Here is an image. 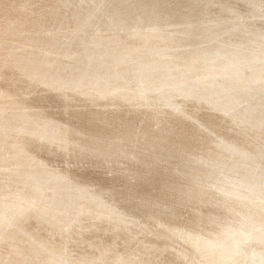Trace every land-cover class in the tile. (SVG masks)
<instances>
[{"label": "rangeland", "instance_id": "374dc122", "mask_svg": "<svg viewBox=\"0 0 264 264\" xmlns=\"http://www.w3.org/2000/svg\"><path fill=\"white\" fill-rule=\"evenodd\" d=\"M58 14H60V15L58 16ZM62 14L64 16H62ZM72 14L76 17H74ZM86 14H87V16L90 14L88 16L89 18L84 16ZM108 14H110V15H108ZM113 14H114V16H113ZM134 14L135 15L137 14L136 16L138 17V19ZM190 14H194V15H190ZM196 14H198V15H196ZM216 14H218L221 17H219ZM230 14H232V15H230ZM247 14L249 15V17ZM263 14H264V0H88V1L87 0L86 1L85 0H25V1L24 0H0V84H2V85H0V107H1L0 108V132H2L0 134V141L1 142L3 141L2 143H4V144H2L0 142V144H1L0 146H2V147H0V153H1L0 154L1 155L0 156V182H1L0 186H2V184H4L1 187L2 190L0 189V193L2 192L0 195H3L7 189H8L7 191L13 190L14 192L17 193V196L19 194H21V200H23L22 202L25 201V203H28V201L32 200V198H33L32 196L37 194L38 190H39V192H43V190L45 192L46 191H52V189L55 190L53 187L56 188L57 186L60 187L61 185L62 186L65 185L66 189H67L66 190L67 191L66 196L69 199L72 197L73 190L75 189V186H72V184H73L72 180L74 179V180L78 181L77 180L78 178L75 176L77 173L76 171H78V173H80V174L88 173L87 174L88 176L87 175L86 176L77 175L79 177V179L82 181V182H80L81 185H84V186L87 185L91 179V182L89 184H90V186L92 185V187H96L99 190H102V189L108 190V188L110 186V188L116 190L112 194L110 199L107 200V201H109V203H108V205L106 204V206H107L106 209L109 213H113L112 210H115L114 212H116L118 210L117 209L118 207L119 208L123 207L124 209H128L129 211H134V209L138 208V207H141V208L144 207L145 210H148V209L150 210V208L152 210L153 207L154 208L158 207L157 209L156 208L153 209L154 212L156 211V213H158L157 212L158 210L163 211V209H165L167 206L168 210H169V208H170V210L171 209L173 210V208H174V211H173L174 213L172 212L171 214H169L168 215L169 217L168 216H165V217L163 216V218L161 217L162 219H159L156 224H161V223L163 224V223H165V221L170 222L169 223L170 225H171V222L175 223V224H181V225L186 223V225L189 224V226L199 225V229L201 231L204 230V232H206L205 230L207 229L208 232L213 231L214 233H216V232H220L222 230V228L224 227V225H226V221L228 219L227 216H230L231 213H234L233 216L234 217L237 216V218L239 219V222L242 219V222L239 223L241 226L247 227V229L253 228L254 226H255L254 228L258 227L259 223L260 222L263 223V221H264V220L262 221V219H264V209H260L261 206H258L257 209H259L262 212L261 215H258V213L260 214L259 210L255 209V208H250L251 211L248 210V212L252 213V210L255 209V210H257L258 213L255 211L257 214H254L255 213L254 210H253V214L247 213V216L248 215H250V216L254 215V218H253V216H251L252 220L250 219V217H248V219H247V217L244 218V216H245L244 213L246 211L244 213H243V211H241V213H240V210H239V212L238 211L235 212L238 208L237 207L238 204L234 205V202L236 200L232 199V197L237 199L235 204L239 203V202L241 203L243 201H244L243 203H246V204L247 203L251 204V203H255V201L256 202L259 201L256 204H260V205H262L260 203V201L262 200V198H264L263 196H260V195H264V191L262 192V190H264V188H263L264 187V178H261L264 176H261V177L258 176L259 178L256 176L258 179L255 176H253L257 179L256 180L251 175L253 173L249 172L246 169V163L248 160H250L248 162L249 163L251 162V164H252V162H254V164H252V165L257 166L256 168L258 170H261L260 172L264 171V168H263L264 164H260V161L262 162L264 160L263 159L264 158V155H263L264 154L263 153L264 152V145L262 144L264 142V141L262 142V140H264V136H263L264 135V133H263L264 132V128H263L264 127V106H262V104L264 105V102H262L260 104V107H261V109L263 108V110H261L260 107H258L259 104H257V101H259L260 98H262V96H264L263 95L264 84H262V83H264V50H263L264 49L263 48L264 47V45H263L264 44L263 43L264 42V34H262V33H264V31H262V30H264V15ZM99 15L101 17H99ZM131 15H132V18H131ZM202 15H204L205 17ZM223 15H225V16H223ZM227 15H229V16H227ZM65 16H66V18H64ZM97 16L99 17L98 18L99 20L97 19ZM111 16H113V17H111ZM119 16L123 17L122 18L123 21L121 20V18ZM154 16H155V19H154ZM192 16L194 18H196L197 21ZM214 16H217V18L215 19ZM246 16H247V19H246ZM170 17H172V18L170 19ZM207 17L209 19H207ZM211 17H212V21L210 20ZM260 17L262 18V20ZM14 18H15V20H14ZM67 18H68V20L71 18H73V19L69 20V22H68L67 20H65ZM104 18L107 20H105ZM223 18H224V20H223ZM94 19H96V20H94ZM100 19L101 20L103 19L102 21L104 23H106V26ZM108 19H110V20H108ZM149 19H150V21H149ZM166 19H168V20H166ZM181 19H182V21L183 20L184 21L182 22ZM233 19H237V20L233 21ZM242 19H244V21H242ZM104 20L107 22H105ZM117 20H118V22H117ZM188 20H189V22H188ZM207 20H208V22H206ZM216 20H217V22H216ZM2 21H3V23H2ZM95 21H96V23H94ZM119 21L121 24L119 23ZM190 21H192V22L190 23ZM224 21H226V22L223 23ZM13 22H15V23H13ZM77 22H79V23H77ZM112 22L114 24H116V26L113 25ZM129 22H131V23H129ZM147 22H148V24H147ZM227 22H228V24H227ZM99 23H101L103 25H100ZM108 23H110V24L112 23L111 25L113 28L110 27L111 25ZM122 23H123V25H122ZM182 23H184V24H182ZM212 23H214V24H212ZM142 24H144V25H142ZM15 25H16V27H15ZM97 25H98V27H96ZM125 25L129 26V28H127V26H125ZM132 25H134L135 27ZM136 25H139V26H136ZM189 25H191L192 27ZM209 25H210V27H209ZM218 25H219V27H218V29H216ZM25 27H26V29H25ZM116 27H118V28H116ZM130 27L132 30L130 29ZM140 28H142V29H140ZM201 28H204V29H201ZM233 28H235V29H233ZM236 28H238V29H236ZM100 29H102V30H100ZM114 29L118 33L114 32ZM194 29H196V30H194ZM241 29L243 30V32ZM124 30H125V32H124L125 34L123 33ZM186 30H187V32H186ZM191 30H192V32H191ZM210 30H212V31H210ZM250 30H252V31H250ZM79 31H81V32H79ZM138 31H139V33H137ZM202 31H204V32H202ZM227 31H229V32L227 33ZM261 31H262V33H261ZM120 32H122V33H120ZM131 32H132V34H131ZM183 32L185 34H187V33L188 34L185 36V35H183L184 34ZM205 32H207L209 35H207V33H205ZM90 34H91V36H90ZM93 34H94V36H93ZM106 34L108 36V39H107ZM110 34L112 36L114 35L113 36L114 38ZM116 34H117L118 38L116 37ZM120 34H121L120 37L123 40L120 39V37H119ZM133 34H134V36H133ZM234 34L238 35V36L240 35V37L234 36ZM103 35H105V37H102ZM125 35H127L126 38L124 37ZM201 35H203V36H201ZM209 36L212 40L209 38ZM213 36H215V37H213ZM217 36H218V38H217ZM261 36L263 37V39L261 38ZM20 37H22V38H20ZM58 37L60 39H58ZM94 37H96L97 40L94 39ZM100 37H101V39H100ZM127 37H129L131 39H129ZM9 38H11V39H9ZM61 38L63 41L61 40ZM244 38H245V40H244ZM186 39H187V41H185ZM202 39H205V40H202ZM59 40H61V41H59ZM86 40H87V42H84ZM102 40H103V42H102ZM124 40H125V42H124ZM128 40L130 42L132 41V43H130ZM194 40H197L198 42L194 41ZM214 40H215V42H213ZM71 41L72 42L74 41L76 44L72 43ZM126 41H127V43H126ZM200 41H201V44H200ZM216 41H218V42H216ZM104 42L105 43L107 42L106 46H105ZM116 42H118V43H116ZM178 42H180V43H178ZM225 42H226V44H225ZM229 42H230V44H229ZM189 43H191V44H189ZM245 43H247V44H245ZM256 43H258V44H256ZM52 44H53V46H52ZM72 44H74V45H72ZM109 44L110 45L112 44V45L110 46ZM127 44H129V45H127ZM214 44L217 46H215ZM218 44L220 46L222 44H224V45L221 46L222 48H220V46ZM12 45H13V48H12ZM113 45H114V47H113ZM120 45H122V46L120 47ZM185 45H186V47H185ZM204 45H206L205 46L206 48L203 47ZM210 45H212V47ZM243 45H244V47H242ZM50 47L52 48V50ZM95 47H97V48H95ZM164 47L166 50L164 49ZM236 47L238 50L236 49ZM249 47H250V49H249ZM64 48H65V50H64ZM113 48H115L116 50ZM207 48L209 50H207ZM218 48H220L219 50H220L221 54L219 53V50H216ZM245 48L249 49V54L251 56L248 54V49L246 50ZM39 49H42V50H39ZM56 49H57V51H56ZM197 49H198V51L200 50V52H198ZM252 49H254V50H252ZM58 50H61V51H58ZM204 50H206V51H204ZM231 50H233V52H231ZM240 50H242L243 52L242 51L240 52ZM51 51H52V53H54L55 51L56 52H55V54H52V53H50ZM114 51H115V53H114ZM202 51H204V52H202ZM206 52H207V54H205ZM209 52H210V54H209ZM250 52H252V53H250ZM57 53H58V55H57ZM196 53H198V54H196ZM237 53H239V54H237ZM244 53H246V54H244ZM167 54H169V55H167ZM224 54H226V55H224ZM240 54H241V56H240ZM68 55L70 57H67ZM216 55L217 56L219 55L220 57L219 56L216 57ZM237 55H239L240 58H238L239 56H237ZM41 56H42V58H41ZM46 56H47V58H46ZM221 56H222V58H221ZM38 57H40V58H38ZM215 57H216V61L218 63L215 62V60H214ZM242 57H244V58H242ZM43 58H45V59H43ZM51 58H53V59H51ZM57 58H59V59H57ZM70 58H72V59H70ZM207 58L208 59L211 58V60L210 59L208 60ZM82 60H85V61H82ZM195 60L197 61V63H195ZM202 60H203V62H202ZM220 60H221V62H220ZM222 60L223 61L226 60V61H224L225 63L222 64ZM12 61H14V62H12ZM81 61L83 64L81 63ZM86 61H87V63H86ZM205 61L207 64L205 63ZM239 61H242V63ZM226 62H227V64H226ZM157 63L158 64L161 63V64H159V67H157V68L151 67V65H153V64L155 65ZM170 63H172V64H170ZM201 63H203V64H201ZM214 63L216 66L213 65ZM189 64H190V66H189ZM193 65L195 68L193 67ZM201 65H202V67H201ZM217 66L220 68H218ZM182 67H184L185 69ZM160 68H162V69H160ZM176 68H178V69H176ZM199 68H200V70H199ZM159 69H160V71H159ZM147 70H149L150 72ZM162 70L164 73H166V76H164V77L160 76L161 74H163ZM197 70H199V71H197ZM158 71H159V73H158ZM180 71H181V73H180ZM182 71H183V73H182ZM217 71L219 72V74ZM135 72H137V73H135ZM147 72H149V73H147ZM220 72L222 75H220ZM156 73H157V75H156ZM173 73H175L176 75H173ZM135 74H139V75L135 76ZM184 74L186 75V77L184 76ZM90 75H92V76H90ZM121 75H123V76L121 77ZM150 75H152V77L155 75V77L152 78ZM187 75H190V76H187ZM243 75L244 76L247 75V76L243 77ZM219 76H220V78H219ZM253 76H254V78H253ZM88 77L90 79H88ZM106 77H108V78H106ZM231 77L232 78L234 77V79H232ZM247 77H249V78L247 79ZM250 77H252V79ZM144 78H146V79L144 80ZM149 78H151V80ZM104 79L106 80V82ZM152 79L154 82L152 81ZM210 79H212L211 81H213V82H210ZM90 80L92 81L91 82L92 84L90 83ZM202 80L205 82H202ZM217 80L220 82L218 83ZM243 80H246V81H243ZM249 80L252 82H250ZM150 81H152V82H150ZM194 81H196L197 83ZM225 81L227 83H225ZM259 81L260 82L263 81V82H261V85L259 88L255 89L256 84L259 83ZM109 83H110V85H109ZM145 83H147V84H145ZM217 83H218V85H217ZM220 83H222V85ZM229 83H231L230 87H229ZM188 84H190V86ZM246 84L248 87L245 86ZM146 85L148 86V88L146 87ZM157 85H158V87H157ZM172 85H173V87H172ZM68 86H71V87H68ZM133 86H134V88H132ZM200 86H202V87H200ZM203 86H205V88L207 87L206 90ZM237 86L239 88H237ZM197 87H199V88L196 89ZM137 88L139 91H137ZM159 88H161V89H159ZM181 88L182 89L186 88L185 91L187 93H185L184 90H182ZM190 88H192V90ZM174 89H175V91H174ZM189 89H190V91H187ZM200 89H201V91H200ZM207 89H208V91H207ZM221 89H223V90H221ZM135 90L137 91L136 94L134 92ZM194 90L196 92H194ZM211 90H212V92H211ZM213 90H215V91H213ZM224 90L226 92H224ZM153 91H154V93H153ZM164 91H166L167 93H165ZM173 91L174 92L177 91V93H174ZM178 91H180V92H178ZM205 91L207 93H205ZM216 91H221V92H216ZM222 92H224V93L222 94ZM122 93H123V95H122ZM132 93H133V96H132ZM139 93H140V95L146 96V97L142 98V96H138ZM199 93H201V94H199ZM238 93H239L238 97H240V95L242 94L245 101L242 97L240 98V100H238V98H237V101H239L238 102L239 104L234 106L230 102H233L234 97H236L238 95ZM167 94H168V96L165 97V95H167ZM171 94H173V95L175 94V96H173ZM189 94H191V95L196 94V99L195 100L190 99L189 101H187L188 100L187 96ZM260 94H262V95H260ZM176 95H177V97H176ZM183 95H184V97H183ZM224 95L226 98H224V99L221 98ZM120 97H122V100ZM138 97H140V99ZM133 98H134V100H132ZM159 98H160V100H159ZM171 98H173V99H171ZM204 98H205V101H204ZM212 98L215 100H213ZM229 99H231V100L229 101ZM129 100H132V102L131 101L129 102ZM207 100H208V102H207ZM246 100H248L249 103ZM253 100H255V102ZM215 101H218V102H215ZM223 101L224 102L227 101L229 103L226 102V104H225ZM127 102H128V104H127ZM134 102H136V103H134ZM167 102L169 104V107H168ZM240 102L242 103V105H240L241 104ZM255 103L257 105H255ZM212 104H214L215 107H213L214 105H212ZM133 105L136 107H134ZM151 105H153V106H151ZM166 105H167V107H166ZM225 105H227V106H225ZM245 105H247V106H245ZM223 107H225V108H223ZM246 107H248V109ZM254 107L256 110L254 109ZM42 108L43 109L46 108V109L42 110ZM237 108H239V109L236 110ZM5 110H7V111H5ZM249 110H250V112H249ZM156 111H159V113ZM162 111H164V112H162ZM242 111H244V112H242ZM17 112H19L20 114L19 113L17 114ZM161 112L164 113L165 115H166L165 112H167V114L170 113L171 117L169 118L170 115H168L166 118V116H164V114L163 115L160 114ZM187 112L189 115L192 113L191 116H188ZM171 113H173L174 115L172 116ZM234 113H236V115ZM247 113H249L248 116H247ZM257 113L259 114V116H261V119L259 117L258 118L259 120H257V121H259V124L261 126L259 124L254 125V124H252L253 122H251V119L253 121V118ZM179 114H181V115H179ZM239 114H241V116ZM196 115H197V117H196ZM249 115H251V118ZM162 116H164V117H162ZM186 116H188V117H186ZM234 116L238 120L234 119L235 118ZM244 116H245V118H244ZM154 117H156V118H154ZM246 117H249L250 120H249V118H247L248 119L247 120ZM162 120H163V122H161ZM191 120H192V122H191ZM235 120H236V122H235ZM240 120H242V121L239 122ZM190 122L192 124H190ZM237 122H239L238 123L239 125L236 124ZM17 123H18V125H17ZM247 123L249 126L252 125L250 127H252V128L254 127V128L252 129L249 126H247ZM205 124H206V126H205ZM244 124L246 126H244ZM241 125H242V127H241ZM208 126H210V127H208ZM255 126H257V127H255ZM258 126L260 127V129ZM30 127H31V129H30ZM1 128H2V130H1ZM13 129H14V131H13ZM25 129H27V130L25 131ZM100 129L103 130V132H100L101 131ZM256 129H259V130H256ZM112 130L113 131L116 130V131L113 132ZM255 130H256V132H255ZM17 131H20V132L17 133ZM120 131H121V133H120ZM260 131L261 132L263 131V132L261 133ZM21 133H22V135H21ZM39 133L41 134L40 138H38V136L36 135ZM4 134H6V135H4ZM14 134H16V135H14ZM257 134H258V137H256ZM2 135L5 137H3ZM34 135H36V136H34ZM96 135H97V137H96ZM229 135L231 138L229 137ZM252 135H254V137ZM251 136H252V138H251ZM8 137H9V139H8ZM18 137H20V138H18ZM223 137L225 140L223 139ZM50 138H51V140H50ZM52 138H54V139H52ZM94 138L97 139L96 140L97 142L94 141L95 140ZM255 138H256V140H255ZM180 139L182 141H180ZM233 139H234V141H233ZM235 139L236 140L238 139V141H235ZM253 139L255 142L253 141ZM44 140H48V142H46ZM109 140L111 143L109 142ZM248 140H249V142H248ZM258 140H261V141H258ZM49 141H51L52 144ZM231 141H233L232 142L233 144H231ZM244 141L247 143L245 144ZM256 141L260 142V143L257 144ZM30 142H32V144ZM79 142L82 144H79ZM226 142H228V144ZM234 142H235V144H234ZM236 142H238L239 144ZM240 142L244 145H242ZM86 143L88 145H86ZM89 143L90 144L93 143L92 145H95V144L99 145L102 143H106V145L104 147H105V149H108V153H107V150L100 149L99 152L97 151V156H96L95 152H90L89 149H86L85 151L87 152L88 155L84 156L79 151H81V149L84 148L83 146H86L87 148H89L88 146H92ZM229 143L231 145H229ZM237 144L239 146H237ZM252 144H253L254 148H253ZM107 145H108V147H106ZM109 145H111V146L109 147ZM112 145H114L115 147L114 146L112 147ZM222 145H223V147H226L227 145L228 146L225 149L222 147ZM246 145H248V146H246ZM256 145L257 146L260 145V146L256 147ZM240 146H242L243 148L246 146L245 147L246 149L245 148L243 149ZM250 146L252 147L251 149H249ZM231 147L234 150H232ZM5 148L8 150H11L12 153L10 151L9 154L7 152H6L7 154H5L4 153ZM79 148H81V149L79 150ZM110 148H112V149L110 150ZM228 149H229V151H228ZM235 149L238 150L239 152L238 151L236 152ZM239 149H241V150H239ZM259 149H261L262 151ZM8 150H6V151H8ZM109 150L112 152L114 151V152L111 154V152H109ZM122 150H124V151H122ZM225 150H226V152H225ZM118 151H120V152H118ZM121 151L123 152V154ZM132 151H134V152H132ZM222 151H224V153ZM242 151H244V152H242ZM101 152H103V153H101ZM117 152L120 154H118ZM229 152L230 153L232 152V154L234 156L232 154H229ZM115 153H117V154H115ZM140 153L143 154V156L145 157L144 159H142V157L139 156V155H142ZM243 153L245 156L243 155ZM257 153L260 155L259 157L257 156L258 155ZM261 153H262V155H261ZM91 154H92V156H91ZM218 154L219 155L222 154V157H224V158H221V156H219ZM77 155H79V156H77ZM119 155L124 159L119 157ZM230 155H231V158H233V162H232V159L229 157ZM90 156H91V158H90ZM124 156L126 157V159ZM212 156H213V158H212ZM31 157L34 159H30ZM74 157L75 158L77 157L78 159L77 158L75 159ZM131 157H132V159H131ZM228 157H229V159H228ZM246 157L248 159H246ZM243 158H244V160H243ZM256 158H258V159L256 160ZM240 159L244 163H242V161ZM254 159L256 160V162L254 161ZM219 160H221L222 163H220ZM251 160H253V161H251ZM107 161H108V163H105ZM134 161H135V163H134ZM192 161H194V163ZM124 162H127V163H124ZM128 162H129V164H128ZM239 162H241V163L239 164ZM257 163H259L260 166H258L259 164H257ZM263 163H264V161H263ZM131 164H133L134 170L132 169ZM224 164L227 166H228V164H231L232 166L234 165L233 166L234 168L232 170L234 172L232 176H234V177L230 176V179H227V181L222 184L223 186L220 185L219 189L217 190L216 189L217 187L212 186L210 182H213L217 179V178H215V176L216 177L219 176L218 178H220V176L225 175V174H223V175L220 174V172L222 170L226 169L225 171H227V170H229V167H232L229 165L227 168V166L225 167ZM236 164H237V166L239 164L240 167L239 166L237 167ZM114 165H116L117 167ZM137 165H138V167L139 166L140 167L137 168L136 167ZM241 165L243 167L242 169H241ZM127 166L128 167L130 166L131 170L128 169L129 171H127V169H126ZM222 166L224 167V169ZM119 167H122V168L120 170H117V168H119ZM134 167H136V168H134ZM16 169H18V170H16ZM37 169H39L40 171ZM82 169L85 170L86 173ZM94 169H95V171H94ZM111 169H113L114 171ZM234 169H235V171H234ZM244 169H245V171H244ZM262 169H263V171H262ZM107 170H109V171H107ZM135 170L137 173L135 172ZM194 170H196V171H194ZM218 170H219V172H217ZM35 171L36 172L39 171V173L36 174ZM106 171H107V174H106ZM242 171L244 173L247 172V173H245L246 175H244V173ZM100 172L101 173L103 172V173L101 174ZM130 173H132L133 175H131ZM217 173H219V174H217ZM18 174H19V176H18ZM72 174H73V176H72ZM226 174H228V172ZM248 174H250V175L247 176ZM95 175H97V176H95ZM123 175H125V176H123ZM242 175H244V176L241 177ZM67 176L69 177V179ZM239 176H240V178H239ZM139 177H141V178H139ZM235 177H237L238 179ZM166 178H167V180H165ZM16 179H18L19 181ZM55 179H58V180L55 181ZM93 179H96V180H93ZM252 179H254L255 181L254 180L252 181ZM35 180L38 182H36ZM87 180H88V182H87ZM231 180H232V182H231ZM258 180H259V182H258ZM26 181H28L27 185L25 183ZM84 181H86V182L84 183ZM108 181H110V182H108ZM128 181H129V183H128ZM145 181H147V182H145ZM241 181L242 182L244 181L245 184L243 182L244 185H242ZM248 181L249 182L251 181L252 183L251 182L249 183ZM261 181H263V182H261ZM236 182H238V183L235 184ZM39 183H40V185H39ZM160 183H162V185L164 184L165 187H164V185L161 186ZM261 183H262V185H261ZM31 184L32 185L34 184L33 185L34 187L31 186ZM42 184H43V187H42ZM228 184H230L231 186H229ZM234 184L237 186H234ZM249 184L252 187L255 185L254 188L250 187ZM68 185H70V186H68ZM206 185L208 186L207 188H206ZM241 185L243 188L246 187V190H244L241 187ZM248 185H249V187H248ZM40 186H41V189L40 188L37 189ZM210 186H212L213 188L212 187L210 188ZM239 186L241 189L239 188ZM256 186H259V187L257 188ZM70 187H73V188H70ZM99 187H101V189ZM235 187H237V189ZM30 188L32 190L34 189L33 190L34 193H32L33 191ZM205 188L207 190L208 189L212 190L213 192L215 191L216 196H218V197L219 196L222 197V195L219 194L220 191H222V189H223V192H224V190H226V191L228 190L225 193H230V191L233 192L234 196L232 194L231 195L232 197L231 198L229 197V199H232L231 203H230V201H226L227 199H225V198H227V197L220 198L219 199L220 201L218 199H213L214 201H212V200H209L210 195H209L208 191H205L206 190ZM229 188H230V191H229ZM249 188H250V190H249ZM45 189H47V190H45ZM189 189H191V191ZM214 189L219 191V193ZM259 189H260V191H259ZM242 190H243V192H242ZM255 190L258 193L260 192L259 195H258V193L255 192ZM245 191H247V193L248 192L249 193L248 194L246 193L247 195H245ZM27 192L29 194H27ZM30 192L33 195H31ZM35 192H36V194H35ZM103 192H104L103 196H106L105 191H103ZM206 193L208 194V196L206 195ZM239 193H243V194L241 195ZM23 194L25 197L22 196ZM25 194H27V195H25ZM68 194H70V195L68 196ZM253 194L257 197L253 198V197H255V196H253ZM157 195H158V197H157ZM175 195H177V196H175ZM204 195H206V196H204ZM236 195H237V197H236ZM248 195L250 197H248ZM123 196H125V197H123ZM239 196H241V197H239ZM29 197H31L30 200H29ZM120 197H121V199L124 198L123 199L124 201L121 200ZM201 197H203V198H201ZM111 198H112V200H111ZM144 198H150V199L147 200ZM241 198H243V199H241ZM14 199H17V197ZM113 199L115 201H113ZM129 199H130V201H129L130 203L128 202ZM244 199H246L247 201ZM116 200H118V201H116ZM125 200L128 203L127 202L125 203ZM150 200L151 201L153 200V201L151 202ZM224 200L226 201V203L227 202L228 203L226 204ZM233 200H234V202H233ZM252 200H253V202H252ZM135 201H137V202L135 203ZM140 201L144 202L145 204H147V202H148V204L146 206L140 205L141 203L138 204V202H140ZM156 201H158V202L156 203ZM217 201H219V204ZM111 203L115 206H113V205L111 206ZM152 203H154L155 205ZM158 203H166V204H164L165 206L162 204L163 207H161L162 205L158 206ZM221 203H222V205H221ZM130 204H131V207H130ZM156 204H157V206H156ZM190 205H191V207H190ZM224 205L225 206L231 205V207L229 208V206H227V209H226V207ZM109 206L111 207V210H110ZM125 206H128V207L125 208ZM176 206H177V208H176ZM42 207L43 206H39V208H42ZM129 207L132 210H130ZM224 207H225V209H224ZM112 208H114V209H112ZM245 208L246 207H243V209H245ZM233 209H235V210H233ZM216 211L219 212L221 218H220L219 214L214 213ZM197 213H199V214H197ZM0 214H1L0 218L5 217V215H3L2 213H0ZM173 214H174V216H173ZM201 215H203V216H201ZM209 215H210V217H209ZM257 215H258L259 219H257L258 218V217H256ZM104 217H105V215L103 216V219L106 218V217L105 218ZM206 217L207 218L212 217L213 219L216 218L215 220H217V221L221 219L220 223L218 221V226H220V227L217 226V229H219V230H216V228H215V231H216L215 232L213 227L211 228V227L207 226L205 224V223H207V222H205ZM101 218H102V216H101ZM129 218H130V216H129ZM158 218H160V217H158ZM199 218L200 219L202 218V219L199 220ZM237 218H235L236 221H238ZM11 219L12 218H9V217L5 218V222L8 221L7 223H9V221H10V223L9 224L5 223V225H4L5 228L4 227L2 228L4 231L6 230L7 232H11V233H13L14 230H15V232L25 231L24 228H22L23 226H25L24 224L22 225V222H19L21 225L19 223L17 225V223L14 224V221H15V220H13L14 218L12 220ZM137 219H138V222H140V223H142V222L148 223L147 221H149V219H146V221H144V219H142L140 217H138ZM170 219H171V221H170ZM188 219H189V221H188ZM223 220H225V222ZM256 220H258L259 223H256ZM197 221H199V222H197ZM180 222H182V223H180ZM193 222L196 224L193 225L192 224ZM66 223H68L67 220L65 221V225H66ZM200 224H202V225H200ZM221 224L223 226H221ZM252 224H254V225H252ZM87 228H85L84 232H87V230L88 231L90 230V227H87ZM239 228H240V230L242 229L240 226L237 227V225H236L235 231L237 232V230ZM259 228L261 229L262 227H259ZM151 229H153V228L147 227L146 231L151 232L152 231ZM262 229H264V228H262ZM106 230L107 229H105L103 231H106ZM204 232H203V234L205 235ZM263 232L264 231L262 230L261 232L256 233L255 236L252 235V237L254 239L261 240L262 238H264L263 237L264 234H262V237H261V233H263ZM239 234L240 233H238V235ZM114 236L115 235H112L111 237H114ZM245 236H247L248 238L240 236V238H238L237 241L242 240L243 242H245V240L246 241L249 240L250 236L249 235H245ZM103 237H104V240H108L111 238L109 236V234H104ZM117 237L118 236H116L115 238H117ZM149 237H151V236L149 235ZM255 237H258V238H255ZM139 239L137 238V240H136V238L135 239L133 238V241L136 242ZM160 242H162V241H160ZM234 242H235V240H234ZM75 243H74V245H75ZM139 243H141V241H138L135 244H139ZM238 245H239V243H237V247H236V244L234 246L236 248H238ZM84 246H85V244L82 242H81V245L79 244V246L77 244V246L74 247V248H76L75 249L76 251L74 253H78V252H80V250L82 252ZM242 247H239V251H238V249L237 250L235 249L236 251H234V249H232V250L229 249V252H230V254L236 253L237 257H239L241 255H242L241 257H244V256H246V254H244L243 252L240 253V251L242 249L243 250L246 249L247 247H245V245H244L245 248H242ZM91 249L93 250L95 255L97 253H99V251H100L99 248L93 249L90 247V250ZM97 249H99V250H97ZM170 249L173 250L174 247H170ZM204 251L205 250L203 248L201 253H203ZM112 256H115V258H117V255L114 254V252L112 253ZM173 258H174V256H173ZM215 258L218 261L220 260V262H221V260L222 261L224 260L220 256H219V258L217 256ZM65 259L63 260V264H74L75 263V262L73 263V260H71V259H68V258H65ZM68 260H70V261L68 262ZM180 260H181L182 264H185V263L186 264H188V263L193 264L192 261H190L191 263L188 261L186 262L185 261L186 259L185 260L180 259ZM220 262H219V264H220ZM253 262H254L253 264H264V256L260 257L258 259V261L256 260ZM259 262H262V263H259Z\"/></svg>", "mask_w": 264, "mask_h": 264}, {"label": "bare ground", "instance_id": "6f19581e", "mask_svg": "<svg viewBox=\"0 0 264 264\" xmlns=\"http://www.w3.org/2000/svg\"><path fill=\"white\" fill-rule=\"evenodd\" d=\"M25 1V0H24ZM86 1V0H85ZM88 1V0H87ZM70 2V1H69ZM72 2V1H71ZM26 4V3H25ZM24 6V5H23ZM77 7V6H76ZM19 13V12H18ZM53 15V14H52ZM60 14H58V16H59ZM69 15V14H68ZM73 15V14H72ZM90 15V14H89ZM88 15V16H89ZM108 15H110V14H108ZM135 15V14H134ZM137 15V14H136ZM135 15V16H136ZM150 15V14H149ZM168 15V14H167ZM186 15V14H185ZM184 15V16H185ZM190 15H194V14H190ZM196 15H198V14H196ZM207 15V14H206ZM216 15H218V14H216ZM230 15H232V14H230ZM234 15V14H233ZM239 15V14H238ZM244 15V14H243ZM248 15V14H247ZM251 15V14H250ZM264 15V14H263ZM62 16H64L63 14H62ZM74 16V15H73ZM78 16V15H77ZM84 16H86V17H88L87 16V14L86 15H84ZM106 16V15H105ZM113 16H114V14H113ZM113 16H111V17H113ZM117 16V15H116ZM156 16V15H155ZM155 16H154V19H155ZM181 16V15H180ZM200 16V15H199ZM198 16V17H199ZM202 16H204V15H202ZM201 16V17H202ZM211 16V15H210ZM219 16V15H218ZM223 16H225V15H223ZM227 16H229V15H227ZM235 16V15H234ZM253 16V15H252ZM258 16V15H257ZM3 17V16H2ZM7 17V16H6ZM21 17V16H20ZM40 17V16H39ZM38 17V18H39ZM48 17V16H47ZM74 17H76V16H74ZM79 17V16H78ZM82 17V16H81ZM99 17H101L100 15H99ZM98 16H97V19L99 18ZM120 18H121V20H122V18L123 17H121V16H119ZM118 17V18H119ZM127 17V16H126ZM134 17V16H133ZM137 17V16H136ZM159 17V16H158ZM186 17V16H185ZM193 17V16H192ZM197 17V16H196ZM205 17V16H204ZM203 17V18H204ZM215 17V19L217 18V16H214ZM219 17H221V16H219ZM242 17V16H241ZM240 17V18H241ZM248 17H249V15H248ZM256 17V16H255ZM26 18V17H25ZM64 18H66V16L64 17ZM84 18V17H83ZM89 18V17H88ZM92 18V17H91ZM108 18V17H107ZM110 18V17H109ZM117 18V17H116ZM119 18V19H120ZM131 18H132V15H131ZM145 18V17H144ZM150 18V17H149ZM153 18V17H152ZM151 18V19H152ZM165 18V17H164ZM172 17H170V19H171ZM177 18V17H176ZM187 18V17H186ZM194 18V17H193ZM200 18V17H199ZM225 18V17H224ZM224 18H223V20H224ZM228 18V17H227ZM234 18V17H233ZM237 18V17H236ZM239 18V19H240ZM243 18V17H242ZM257 18V17H256ZM261 18V17H260ZM71 19H73V18H71ZM71 19H69V20H71ZM76 19V18H75ZM105 19V18H104ZM112 19V18H111ZM128 19V18H127ZM137 19H138V17H137ZM143 19V18H142ZM146 19V18H145ZM144 19V20H145ZM157 19V18H156ZM175 19V18H174ZM195 20H196V18H194ZM207 19H209L208 17H207ZM222 19V18H221ZM231 19V18H230ZM238 19V18H237ZM237 19H233V21L234 20H237ZM246 19H247V16H246ZM14 20H15V18H14ZM51 20V19H50ZM65 20H67L68 22H69V20H68V18L67 19H65ZM77 20V19H76ZM80 20V19H79ZM88 20V19H87ZM86 20V21H87ZM91 20V19H90ZM89 20V21H90ZM93 20V19H92ZM94 20H96V19H94ZM99 20V19H98ZM101 20V19H100ZM103 20V19H102ZM101 20V21H102ZM105 20H107V19H105ZM104 20V21H105ZM108 20H110V19H108ZM113 20V19H112ZM116 20V19H115ZM134 20V19H133ZM166 20H168V19H166ZM165 20V21H166ZM203 20V19H202ZM210 20L212 21V17L210 18ZM220 20V19H219ZM261 20H262V18H261ZM11 21V20H10ZM38 21V20H37ZM73 21V20H72ZM75 21V20H74ZM100 21V22H101ZM123 21V20H122ZM132 21V20H131ZM141 21V20H140ZM149 21H150V19H149ZM157 21V20H156ZM181 21H182V19H181ZM184 21V20H183ZM182 21V22H183ZM197 21V20H196ZM200 21V20H199ZM205 21V20H204ZM210 21V22H211ZM215 21V20H214ZM229 21V20H228ZM242 21H244V19H242ZM248 21V20H247ZM16 22V21H15ZM15 22H13V23H15ZM54 22V21H53ZM64 22V21H63ZM62 22V23H63ZM88 22V21H87ZM92 22V21H91ZM103 22V21H102ZM105 22H107V21H105ZM117 22H118V20H117ZM145 22V21H144ZM173 22V21H172ZM171 22V23H172ZM188 22H189V20H188ZM192 21H190V23H191ZM206 22H208V20L206 21ZM216 22H217V20H216ZM226 21H224L223 23H225ZM231 22V21H230ZM2 23H3V21H2ZM6 23V22H5ZM8 23V22H7ZM39 23V22H38ZM72 23V22H71ZM75 23V22H74ZM77 23H79V22H77ZM93 23V22H92ZM94 23H96V21L94 22ZM104 23V22H103ZM113 23V22H112ZM111 23V24H112ZM119 23H120V21H119ZM129 23H131V22H129ZM133 23V22H132ZM152 23V22H151ZM155 23V22H154ZM153 23V24H154ZM195 23V22H194ZM198 23V22H197ZM236 23V22H235ZM65 24V23H64ZM100 25H103V24H101V23H99ZM105 24V26H106V23H104ZM108 24H110V23H108ZM110 24V25H111ZM121 24V23H120ZM139 24V23H138ZM147 24H148V22H147ZM150 24V23H149ZM159 24V23H158ZM161 24V23H160ZM165 24V23H164ZM169 24V23H168ZM182 24H184V23H182ZM188 24V23H187ZM205 24V23H204ZM208 24V23H207ZM212 24H214V23H212ZM227 24H228V22H227ZM231 24V23H230ZM239 24V23H238ZM243 24V23H242ZM246 24V23H245ZM21 25V24H20ZM48 25V24H47ZM86 25V24H85ZM99 25V26H100ZM113 25H115L116 26V24H114L113 23ZM119 25V24H118ZM122 25H123V23H122ZM142 25H144V24H142ZM199 25V24H198ZM217 25V24H216ZM222 25V24H221ZM236 25V24H235ZM259 25V24H258ZM46 26V25H45ZM55 26V25H54ZM74 26V25H73ZM120 26V25H119ZM125 26H127V25H125ZM132 26H134V25H132ZM136 26H139V25H136ZM141 26V25H140ZM149 26V25H148ZM176 26V25H175ZM180 26V25H179ZM186 26V25H185ZM189 26H191V25H189ZM202 26V25H201ZM224 26V25H223ZM222 26V27H223ZM230 26V25H229ZM260 26V25H259ZM15 27H16V25H15ZM53 27V26H52ZM65 27V26H64ZM71 27V26H70ZM96 27H98V25L96 26ZM110 27H112V25L110 26ZM121 27V26H120ZM135 27V26H134ZM150 27V26H149ZM187 27V26H186ZM185 27V28H186ZM192 27V26H191ZM208 27V26H207ZM209 27H210V25H209ZM218 27H219V25L217 26V28L216 29H218ZM231 27V26H230ZM236 27V26H235ZM51 28V27H50ZM58 28V27H57ZM62 28V27H61ZM101 28V27H100ZM105 28V27H104ZM103 28V29H104ZM107 28V27H106ZM113 28V27H112ZM116 28H118V27H116ZM124 28V27H123ZM122 28V29H123ZM126 28V27H125ZM127 28H129V26H127ZM139 28V27H138ZM143 28V27H142ZM142 28H140V29H142ZM206 28V27H205ZM213 28V27H212ZM229 28V27H228ZM243 28V27H242ZM263 28V27H262ZM25 29H26V27H25ZM60 29V28H59ZM130 29H131V27H130ZM178 29V28H177ZM190 29V28H189ZM200 29V28H199ZM201 29H204V28H201ZM207 29V28H206ZM233 29H235V28H233ZM236 29H238V28H236ZM244 29V28H243ZM254 29V28H253ZM252 29V30H253ZM46 30V29H45ZM54 30V29H53ZM63 30V29H62ZM65 30V29H64ZM84 30V29H83ZM100 30H102V29H100ZM106 30V29H105ZM112 30V29H111ZM132 30V29H131ZM138 30V29H137ZM188 30V29H187ZM187 30H186V32H187ZM193 30V29H192ZM192 30H191V32H192ZM194 30H196V29H194ZM225 30V29H224ZM242 30V29H241ZM245 30V29H244ZM252 30H250V31H252ZM113 31V30H112ZM128 31V30H127ZM166 31V30H165ZM174 31V30H173ZM210 31H212V30H210ZM209 31V32H210ZM221 31V30H220ZM262 31H264V30H262ZM262 31H261V33H262ZM6 32V31H5ZM79 32H81V31H79ZM114 32H116L115 31V29H114ZM113 32V33H114ZM125 32V30L123 31V33ZM175 32V31H174ZM173 32V33H174ZM179 32V31H178ZM189 32V31H188ZM202 32H204V31H202ZM216 32V31H215ZM224 32V31H223ZM229 31H227V33H228ZM242 32H243V30H242ZM64 33V32H63ZM67 33V32H66ZM85 33V32H84ZM116 33H118V32H116ZM120 33H122V32H120ZM137 33H139V31L137 32ZM136 33V34H137ZM177 33V32H176ZM184 33V32H183ZM205 33H207V32H205ZM211 33V32H210ZM231 33V32H230ZM241 33V32H240ZM259 33V32H258ZM13 34V33H12ZM25 34V33H24ZM40 34V33H39ZM125 34V33H124ZM131 34H132V32H131ZM130 34V35H131ZM135 34V35H136ZM188 34V33H187ZM187 34H183V35H187ZM212 34V33H211ZM220 34V33H219ZM245 34V33H244ZM260 34V33H259ZM262 34H264V33H262ZM9 35V34H8ZM37 35V34H36ZM49 35V34H48ZM61 35V34H60ZM111 35V34H110ZM138 35V34H137ZM190 35V34H189ZM188 35V36H189ZM194 35V34H193ZM197 35V34H196ZM199 35V34H198ZM207 35H209L208 33H207ZM213 35V34H212ZM211 35V36H212ZM215 35V34H214ZM232 35V34H231ZM19 36V35H18ZM90 36H91V34H90ZM93 36H94V34H93ZM96 36V35H95ZM101 36V35H100ZM106 36H107V34H106ZM112 36V35H111ZM114 36V35H113ZM112 36V37H113ZM121 36V34L119 35V37ZM126 36L127 35H125L124 37L126 38ZM132 36V35H131ZM133 36H134V34H133ZM181 36V35H180ZM201 36H203V35H201ZM206 36V35H205ZM234 36H238V35H235L234 34ZM102 37H105V35H103ZM116 37H117V34H116ZM115 37V38H116ZM123 37V38H124ZM173 37V36H172ZM171 37V38H172ZM196 37V36H195ZM213 37H215V36H213ZM212 37V38H213ZM220 37V36H219ZM229 37V36H228ZM238 37H240V35L238 36ZM259 37V36H258ZM18 38V37H17ZM20 38H22V37H20ZM111 38V37H110ZM114 38V37H113ZM118 38V37H117ZM124 38V39H125ZM127 38H129V37H127ZM183 38V37H182ZM188 38V37H187ZM190 38V37H189ZM199 38V37H198ZM209 38H210V36H209ZM208 38V39H209ZM217 38H218V36H217ZM242 38V37H241ZM261 38L263 39V37L261 36ZM9 39H11V38H9ZM53 39V38H52ZM58 39H60L59 37H58ZM76 39V38H75ZM94 39H96V37H94ZM100 39H101V37H100ZM107 39H108V36H107ZM120 39H122L121 37H120ZM129 39H131V38H129ZM139 39V38H138ZM211 39V38H210ZM209 39V40H210ZM216 39V38H215ZM228 39V38H227ZM231 39V38H230ZM233 39V38H232ZM61 40H62V38H61ZM61 40H59V41H61ZM68 40V39H67ZM89 40V39H88ZM97 40V39H96ZM106 40V39H105ZM111 40V39H110ZM119 40V39H118ZM123 40V39H122ZM140 40V39H139ZM168 40V39H167ZM189 40V39H188ZM201 40V39H200ZM202 40H205V39H202ZM212 40V39H211ZM244 40H245V38H244ZM27 41V40H26ZM52 41V40H51ZM63 41V40H62ZM75 41V40H74ZM72 42V43H75V42ZM90 41V40H89ZM107 41V40H106ZM129 41V40H128ZM134 41V40H133ZM185 41H187V39L185 40ZM194 41H197V40H194ZM222 41V40H221ZM234 41V40H233ZM238 41V40H237ZM247 41V40H246ZM16 42V41H15ZM84 42H87V40L86 41H84ZM92 42V41H91ZM101 42V41H100ZM102 42H103V40H102ZM123 42V41H122ZM124 42H125V40H124ZM130 42V41H129ZM174 42V41H173ZM189 42V41H188ZM191 42V41H190ZM198 42V41H197ZM206 42V41H205ZM211 42V41H210ZM213 42H215V40L213 41ZM212 42V43H213ZM216 42H218V41H216ZM224 42V41H223ZM262 42V41H261ZM7 43V42H6ZM62 43V42H61ZM90 43V42H89ZM93 43V42H92ZM95 43V42H94ZM105 43V42H104ZM107 43V42H106ZM106 43H105V46H106ZM110 43V42H109ZM112 43V42H111ZM114 43V42H113ZM116 43H118V42H116ZM126 43H127V41H126ZM130 43H132V41L130 42ZM166 43V42H165ZM178 43H180V42H178ZM177 43V44H178ZM207 43V42H206ZM211 43V44H212ZM264 43V42H263ZM2 44V43H1ZM11 44V43H10ZM40 44V43H39ZM76 44V43H75ZM87 44V43H86ZM100 44V43H99ZM103 44V43H102ZM101 44V45H102ZM120 44V43H119ZM125 44V43H124ZM176 44V45H177ZM189 44H191V43H189ZM188 44V45H189ZM196 44V43H195ZM200 44H201V41H200ZM203 44V43H202ZM225 44H226V42H225ZM228 44V43H227ZM229 44H230V42H229ZM232 44V43H231ZM245 44H247V43H245ZM253 44V43H252ZM256 44H258V43H256ZM260 44V43H259ZM7 45V44H6ZM19 45V44H18ZM72 45H74V44H72ZM85 45V44H84ZM104 45V44H103ZM110 45V44H109ZM112 45V44H111ZM110 45V46H111ZM115 45V44H114ZM114 45H113V47H114ZM118 45V44H117ZM127 45H129V44H127ZM215 45V44H214ZM219 45V44H218ZM224 44H222L221 46H223ZM235 45V44H234ZM239 45V44H238ZM264 45V44H263ZM30 46V45H29ZM50 46V45H49ZM52 46H53V44H52ZM58 46V45H57ZM86 46V45H85ZM100 46V45H99ZM109 46V47H110ZM116 46V45H115ZM119 46V45H118ZM122 45H120V47H121ZM206 45H204L203 47H205ZM211 47H212V45H210ZM209 46V47H210ZM215 46H217V45H215ZM220 46V45H219ZM220 46V48H222ZM229 46V45H228ZM227 46V47H228ZM233 46V45H232ZM3 47V46H2ZM17 47V46H16ZM60 47V46H59ZM64 47V46H63ZM125 47V46H124ZM163 47V46H162ZM172 47V46H171ZM185 47H186V45H185ZM189 47V46H188ZM197 47V46H196ZM200 47V46H199ZM202 47V48H203ZM235 47V46H234ZM238 47V46H237ZM237 47H236V49H237ZM242 47H244V45L242 46ZM247 47V46H246ZM258 47V46H257ZM12 48H13V45H12ZM51 48V47H50ZM95 48H97V47H95ZM103 48V47H102ZM111 48V47H110ZM161 48V47H160ZM175 48V47H174ZM195 48V47H194ZM198 48V47H197ZM206 48V47H205ZM220 48H218V49H216V50H219ZM264 48V47H263ZM3 49V48H2ZM113 49H115V48H113ZM164 49H165V47H164ZM193 49V48H192ZM200 49V48H199ZM213 49V48H212ZM230 49V48H229ZM232 49V48H231ZM246 49V48H245ZM248 49V48H247ZM246 49V50H247ZM249 49H250V47H249ZM249 49H248V54H249ZM255 49V48H254ZM254 49H252V50H254ZM13 50V49H12ZM17 50V49H16ZM36 50V49H35ZM39 50H42V49H39ZM50 50V49H49ZM48 50V51H49ZM51 50H52V48H51ZM64 50H65V48H64ZM116 50V49H115ZM120 50V49H119ZM166 50V49H165ZM164 50V51H165ZM203 50V49H202ZM207 50H209L208 48H207ZM222 50V49H221ZM238 50V49H237ZM264 50V49H263ZM8 51V50H7ZM54 51V50H53ZM56 51H57V49H56ZM55 51V52H56ZM58 51H61V50H58ZM69 51V50H68ZM161 51V50H160ZM197 51H198V49H197ZM204 51H206V50H204ZM204 51H202V52H204ZM236 51V50H235ZM242 50H240V52H241ZM55 52L54 53H52V51L50 52V53H52V54H55ZM64 52V51H63ZM62 52V53H63ZM119 52V51H118ZM198 52H200V50L198 51ZM208 52V51H207ZM207 52L205 53V54H207ZM218 52V51H217ZM231 52H233V50H231ZM230 52V53H231ZM237 52V51H236ZM243 52V51H242ZM246 52V51H245ZM46 53V52H45ZM49 53V52H48ZM47 53V54H48ZM59 53V52H58ZM58 53H57V55H58ZM61 53V54H62ZM113 53V52H112ZM114 53H115V51H114ZM166 53V52H165ZM213 53V52H212ZM211 53V54H212ZM219 53H220V50H219ZM250 53H252V52H250ZM51 54V55H52ZM170 54V53H169ZM169 54H167V55H169ZM196 54H198V53H196ZM209 54H210V52H209ZM216 54V53H215ZM221 54V53H220ZM227 54V53H226ZM226 54H224V55H226ZM236 54V53H235ZM237 54H239V53H237ZM244 54H246V53H244ZM28 55V54H27ZM39 55V54H38ZM43 55V54H42ZM56 55V56H57ZM116 55V54H115ZM173 55V54H172ZM177 55V54H176ZM190 55V54H189ZM250 55V54H249ZM18 56V55H17ZM34 56V55H33ZM48 56V55H47ZM47 56H46V58H47ZM55 56V55H54ZM61 56V55H60ZM63 56V55H62ZM114 56V55H113ZM185 56V55H184ZM203 56V55H202ZM210 56V55H209ZM214 56V55H213ZM219 56V55H218ZM217 55H216V57H218ZM237 56H239V55H237ZM240 56H241V54H240ZM240 56L238 57V58H240ZM251 56V55H250ZM29 57V56H28ZM44 57V56H43ZM49 57V56H48ZM67 57H70L69 55L67 56ZM111 57V56H110ZM204 57V56H203ZM208 57V56H207ZM216 57H215V62L216 63H218L217 61H216ZM220 57V56H219ZM224 57V56H223ZM233 57V56H232ZM38 58H40V57H38ZM41 58H42V56H41ZM54 58V57H53ZM53 58H51V59H53ZM166 58V57H165ZM206 58V57H205ZM212 58V57H211ZM211 58H209L210 60H211ZM221 58H222V56H221ZM237 58V57H236ZM242 58H244V57H242ZM241 58V59H242ZM43 59H45V58H43ZM49 59V58H48ZM57 59H59V58H57ZM56 59V60H57ZM62 59V58H61ZM70 59H72V58H70ZM77 59V58H76ZM148 59V58H147ZM176 59V58H175ZM204 59V58H203ZM208 59V58H207ZM208 59V60H209ZM218 59V58H217ZM250 59V58H249ZM248 59V60H249ZM164 60V59H163ZM162 60V61H163ZM181 60V59H180ZM192 60V59H191ZM198 60V59H197ZM201 60V59H200ZM205 60V59H204ZM228 60V59H227ZM260 60V59H259ZM27 61V60H26ZM44 61V60H43ZM50 61V60H49ZM82 61H85V60H82ZM82 61H81V63H82ZM166 61V60H165ZM186 61V60H185ZM188 61V60H187ZM224 61H226V60H224ZM223 60H222V64L223 63H225ZM238 61V60H237ZM247 61V60H246ZM12 62H14V61H12ZM33 62V61H32ZM51 62V61H50ZM79 62V61H78ZM202 62H203V60H202ZM210 62V61H209ZM220 62H221V60H220ZM219 62V63H220ZM239 62H241L242 63V61H239ZM250 62V61H249ZM22 63V62H21ZM80 63V62H79ZM85 63V62H84ZM86 63H87V61H86ZM103 63V62H102ZM162 63V62H161ZM161 63H159V64H161ZM191 63V62H190ZM195 63H197V61L195 60ZM205 63H206V61H205ZM213 63V62H212ZM2 64V63H1ZM32 64V63H31ZM58 64V63H57ZM83 64V63H82ZM81 64V65H82ZM159 64L157 63V64H153V65H151V67H154V68H157V67H159ZM166 64V63H165ZM169 64V63H168ZM170 64H172V63H170ZM201 64H203V63H201ZM207 64V63H206ZM211 64V63H210ZM226 64H227V62H226ZM229 64V63H228ZM167 65V64H166ZM165 65V66H166ZM176 65V64H175ZM183 65V64H182ZM181 65V66H182ZM205 65V64H204ZM213 65H215V63L213 64ZM221 65V64H220ZM33 66V65H32ZM43 66V65H42ZM47 66V65H46ZM54 66V65H53ZM80 66V65H79ZM78 66V67H79ZM103 66V65H102ZM161 66V65H160ZM174 66V65H173ZM189 66H190V64H189ZM199 66V65H198ZM197 66V67H198ZM206 66V65H205ZM208 66V65H207ZM216 66V65H215ZM225 66V65H224ZM231 66V65H230ZM4 67V66H3ZM26 67V66H25ZM34 67V66H33ZM61 67V66H60ZM81 67V66H80ZM180 67V66H179ZM178 67V68H179ZM186 67V66H185ZM192 67V66H191ZM190 67V68H191ZM193 67H194V65H193ZM196 67V68H197ZM201 67H202V65H201ZM218 67V66H217ZM226 67V66H225ZM29 68V67H28ZM27 68V69H28ZM138 68V67H137ZM165 68V67H164ZM167 68V67H166ZM178 68H176V69H178ZM182 68H184V67H182ZM181 68V69H182ZM189 68V69H190ZM195 68V67H194ZM193 68V69H194ZM204 68V67H203ZM218 68H220V67H218ZM74 69V68H73ZM77 69V68H76ZM143 69V68H142ZM151 69V68H150ZM149 69V70H150ZM160 69H162V68H160ZM160 69H159V71H160ZM170 69V68H169ZM168 69V70H169ZM173 69V68H172ZM185 69V68H184ZM13 70V69H12ZM30 70V69H29ZM41 70V69H40ZM79 70V69H78ZM82 70V69H81ZM137 70V69H136ZM149 70H147V71H149ZM196 70V69H195ZM199 70H200V68H199ZM199 70H197V71H199ZM212 70V69H211ZM18 71V70H17ZM20 71V70H19ZM31 71V70H30ZM76 71V70H75ZM80 71V70H79ZM156 71V70H155ZM159 71H158V73H159ZM166 71V70H165ZM173 71V70H172ZM36 72V71H35ZM41 72V71H40ZM46 72V71H45ZM62 72V71H61ZM150 72V71H149ZM149 72H147V73H149ZM162 72H163V70H162ZM170 72V71H169ZM207 72V71H206ZM218 72V71H217ZM216 72V73H217ZM243 72V71H242ZM3 73V72H2ZM105 73V72H104ZM135 73H137V72H135ZM154 73V72H153ZM179 73V72H178ZM180 73H181V71H180ZM182 73H183V71H182ZM186 73V72H185ZM195 73V72H194ZM225 73V72H224ZM223 73V74H224ZM55 74V73H54ZM80 74V73H79ZM192 74V73H191ZM202 74V73H201ZM218 74H219V72H218ZM227 74V73H226ZM244 74V73H243ZM16 75V74H15ZM19 75V74H18ZM57 75V74H56ZM134 75V74H133ZM137 75H139V74H135V76H137ZM156 75H157V73H156ZM160 75V74H159ZM173 75H176L175 73H173ZM193 75V74H192ZM197 75V74H196ZM220 75H222L221 74V72H220ZM250 75V74H249ZM9 76V75H8ZM22 76V75H21ZM36 76V75H35ZM61 76V75H60ZM59 76V77H60ZM90 76H92V75H90ZM123 75H121V77H122ZM151 77H152V75H150ZM160 76H162V77H164V76H166V73H164L163 72V74H161ZM179 76V75H178ZM184 76L186 77V75L184 74ZM187 76H190V75H187ZM199 76V75H198ZM226 76V75H225ZM245 76H247V75H245ZM244 75H243V77H245ZM252 76V75H251ZM255 76V75H254ZM254 76H253V78H254ZM3 77V76H2ZM43 77V76H42ZM148 77V76H147ZM153 77H155V75L153 76ZM152 77V78H153ZM161 77V78H162ZM172 77V76H171ZM193 77V76H192ZM200 77V76H199ZM230 77V76H229ZM74 78V77H73ZM106 78H108V77H106ZM105 78V79H106ZM137 78V77H136ZM135 78V79H136ZM168 78V77H167ZM190 78V77H189ZM195 78V77H194ZM201 78V77H200ZM219 78H220V76H219ZM232 78V77H231ZM249 77H247V79H248ZM251 79H252V77H250ZM14 79V78H13ZM17 79V78H16ZM49 79V78H48ZM88 79H90L89 77H88ZM92 79V78H91ZM104 79V80H105ZM142 79V78H141ZM140 79V80H141ZM146 78H144V80H145ZM150 80H151V78H149ZM163 79V78H162ZM179 79V78H178ZM185 79V78H184ZM218 79V78H217ZM232 79H234V77L232 78ZM2 80V79H1ZM38 80V79H37ZM139 80V81H140ZM159 80V79H158ZM192 80V79H191ZM190 80V81H191ZM195 80V79H194ZM212 79H210V82H213V81H211ZM216 80V79H215ZM260 80V79H259ZM18 81V80H17ZM44 81V80H43ZM56 81V80H55ZM138 81V80H137ZM147 81V80H146ZM152 81H153V79H152ZM152 81H150V82H152ZM170 81V80H169ZM178 81V80H177ZM183 81V80H182ZM199 81V80H198ZM218 81V80H217ZM223 81V80H222ZM238 81V80H237ZM243 81H246V80H243ZM250 81V80H249ZM255 81V80H254ZM7 82V81H6ZM59 82V81H58ZM92 81L90 80V83H91ZM102 82V81H101ZM105 82H106V80H105ZM109 82V81H108ZM111 82V81H110ZM135 82V81H134ZM143 82V81H142ZM154 82V81H153ZM158 82V81H157ZM175 82V81H174ZM194 82H196V81H194ZM202 82H205V81H203L202 80ZM215 82V81H214ZM220 81H218V83H219ZM229 82V81H228ZM240 82V81H239ZM250 82H252V81H250ZM249 82V83H250ZM261 82H263V81H261ZM261 82L259 81V83H257L256 84V87H255V89L256 88H259L260 87V85H261ZM36 83V82H35ZM41 83V82H40ZM141 83V82H140ZM149 83V82H148ZM191 83V82H190ZM197 83V82H196ZM199 83V82H198ZM201 83V82H200ZM208 83V82H207ZM218 83H217V85H218ZM225 83H227L226 81H225ZM241 83V82H240ZM239 83V84H240ZM30 84V83H29ZM49 84V83H48ZM92 84V83H91ZM95 84V83H94ZM97 84V83H96ZM144 84V83H143ZM145 84H147V83H145ZM159 84V83H158ZM211 84V83H210ZM209 84V85H210ZM215 84V83H214ZM213 84V85H214ZM221 85H222V83H220ZM231 83H229V87L231 86L230 85ZM234 84V83H233ZM245 84V83H244ZM252 84V83H251ZM254 84V83H253ZM262 84H264V83H262ZM0 85H2V84H0ZM8 85V84H7ZM44 85V84H43ZM109 85H110V83H109ZM136 85V84H135ZM134 85V86H135ZM141 85V84H140ZM154 85V84H153ZM171 85V84H170ZM175 85V84H174ZM189 86H190V84H188ZM220 85V86H221ZM235 85V84H234ZM134 86L132 87V88H134ZM150 86V85H149ZM155 86V85H154ZM165 86V85H164ZM182 86V85H181ZM185 86V85H184ZM183 86V87H184ZM198 86V85H197ZM208 86V85H207ZM219 86V87H220ZM239 86V85H238ZM237 86V88H239ZM245 86H247V84L245 85ZM68 87H71V86H68ZM146 87L148 88V86L146 85ZM156 87V86H155ZM157 87H158V85H157ZM168 87V86H167ZM172 87H173V85H172ZM187 87V86H186ZM200 87H202V86H200ZM204 88H205V86H203ZM210 87V86H209ZM235 87V86H234ZM233 87V88H234ZM248 87V86H247ZM151 88V87H150ZM175 88V87H174ZM177 88V87H176ZM199 87H197L196 89H198ZM207 88V87H206ZM206 88H205V90H206ZM212 88V87H211ZM225 88V87H224ZM228 88V87H227ZM244 88V87H243ZM252 88V87H251ZM264 88V87H263ZM46 89V88H45ZM136 89V88H135ZM159 89H161V88H159ZM158 89V90H159ZM182 89V88H181ZM186 89V88H185ZM185 89L183 88L182 90H184V92L185 93H187L186 91H185ZM191 90H192V88H190ZM190 89L189 90H187V91H190ZM194 89V88H193ZM209 89V88H208ZM208 89H207V91H208ZM214 89V88H213ZM217 89V88H216ZM215 89V90H216ZM235 89V88H234ZM233 89V90H234ZM10 90V89H9ZM21 90V89H20ZM133 90V89H132ZM150 90V89H149ZM168 90V89H167ZM171 90V89H170ZM181 90V91H182ZM215 90H213V91H215ZM220 90V89H219ZM221 90H223V89H221ZM230 90V89H229ZM232 90V91H233ZM247 90V89H246ZM254 90V89H253ZM17 91V90H16ZM137 91H139L138 90V88H137ZM136 90L134 91L135 92V94H136V92H137ZM143 91V90H142ZM156 91V90H155ZM162 91V90H161ZM174 91H175V89H174ZM173 91V92H174ZM200 91H201V89H200ZM228 91V90H227ZM231 91V90H230ZM238 91V90H237ZM245 91V90H244ZM251 91V90H250ZM141 92V91H140ZM147 92V91H146ZM165 93H167L166 91H164ZM163 92V93H164ZM172 92V93H173ZM178 92H180V91H178ZM194 92H196L195 90H194ZM198 92V91H197ZM211 92H212V90H211ZM216 92H221V91H216ZM224 92H226L225 90H224ZM224 92H222V94L224 93ZM249 92V91H248ZM25 93V92H24ZM30 93V92H29ZM143 93V92H142ZM153 93H154V91H153ZM161 93V92H160ZM159 93V94H160ZM164 93V94H165ZM170 93V92H169ZM174 93H177V91L176 92H174ZM183 93V92H182ZM184 93V94H185ZM190 93V92H189ZM205 93H207L206 91H205ZM210 93V92H209ZM233 93V92H232ZM152 94V93H151ZM194 94V93H193ZM191 95V94H189L188 96H187V101H189L190 99L191 100H195L196 99V94L195 95ZM199 94H201V93H199ZM198 94V95H199ZM215 94V93H214ZM213 94V95H214ZM220 94V93H219ZM245 94V93H244ZM65 95V94H64ZM122 95H123V93H122ZM130 95V94H129ZM171 95H173V94H171ZM197 95V96H198ZM209 95V94H208ZM211 95V94H210ZM212 95V96H213ZM227 95V94H226ZM234 95V94H233ZM260 95H262V94H260ZM263 95H264V93H263ZM132 96H133V93H132ZM135 96V95H134ZM138 96H142V95H140V93H139V95ZM155 96V95H154ZM153 96V97H154ZM166 96H168V94L167 95H165V97ZM170 96V95H169ZM173 96H175V94L173 95ZM216 96V95H215ZM232 96V95H231ZM239 96V93H238V95L236 96V97H234V99H233V102H230V103H232L234 106L235 105H238L239 103V101H237V98H238V100H240V98L242 97L243 98V95L241 94L240 95V97H238ZM246 96V95H245ZM11 97V96H10ZM129 97V96H128ZM143 97H146V96H142V98ZM164 97V96H163ZM176 97H177V95H176ZM175 97V98H176ZM182 97V96H181ZM183 97H184V95H183ZM208 97V96H207ZM259 97V96H258ZM18 98V97H17ZM69 98V97H68ZM121 98V100H122V97H120ZM119 98V99H120ZM125 98V97H124ZM139 99H140V97H138ZM141 98V99H142ZM198 98V97H197ZM209 98V97H208ZM221 98H226L225 97V95L224 96H222ZM246 98V97H245ZM257 98V97H256ZM137 99V98H136ZM148 99V98H147ZM171 99H173V98H171ZM210 99V98H209ZM213 99V98H212ZM244 99V98H243ZM258 99V98H257ZM120 100V101H121ZM132 100H134V98L132 99ZM132 100H129V102L131 101L132 102ZM155 100V99H154ZM159 100H160V98H159ZM186 100V99H185ZM199 100V99H198ZM213 100H215V99H213ZM231 99H229V101H230ZM249 100V99H248ZM248 100H246L247 102H248ZM17 101V100H16ZM117 101V100H116ZM124 101V100H123ZM143 101V100H142ZM141 101V102H142ZM167 101V100H166ZM182 101V100H181ZM204 101H205V98H204ZM211 101V100H210ZM228 101V100H227ZM226 101V102H227ZM244 101H245V99H244ZM254 102H255V100H253ZM145 102V101H144ZM169 102V101H168ZM168 102H167V104H168ZM180 102V101H179ZM200 102V101H199ZM207 102H208V100H207ZM215 102H218V101H215ZM224 102V101H223ZM226 102H224L225 104H226ZM253 102V103H254ZM262 102H264V96H262V98H260V100L259 101H257V104H259V106L258 107H260V104L262 103ZM119 103V102H118ZM134 103H136V102H134ZM148 103V102H147ZM166 103V102H165ZM189 103V102H188ZM213 103V102H212ZM227 103H229V102H227ZM241 103V102H240ZM249 103V102H248ZM12 104V103H11ZM20 104V103H19ZM25 104V103H24ZM36 104V103H35ZM127 104H128V102H127ZM143 104V103H142ZM210 104V103H209ZM219 104V103H218ZM231 104V105H232ZM256 103H255V105H257ZM5 105V104H4ZM171 105V104H170ZM186 105V104H185ZM212 105H214V104H212ZM240 105H242V103L240 104ZM16 106V105H15ZM41 106V105H40ZM131 106V105H130ZM134 106V105H133ZM132 106V107H133ZM151 106H153V105H151ZM187 106V105H186ZM185 106V107H186ZM224 106V105H223ZM225 106H227V105H225ZM245 106H247V105H245ZM262 106H264L263 104H262ZM14 107V106H13ZM39 107V106H38ZM50 107V106H49ZM134 107H136V106H134ZM166 107H167V105H166ZM168 107H169V104H168ZM184 107V108H185ZM213 107H215V105L213 106ZM218 107V106H217ZM220 107V106H219ZM238 107V106H237ZM240 107V106H239ZM243 107V106H242ZM249 107V106H248ZM248 107H246L247 109H248ZM253 107V106H252ZM1 108V107H0ZM147 108V107H146ZM161 108V107H160ZM223 108H225V107H223ZM228 108V107H227ZM244 108V107H243ZM8 109V108H7ZM39 109V108H38ZM46 109V108H45ZM45 109H43L42 108V110H45ZM49 109V108H48ZM139 109V108H138ZM163 109V108H162ZM161 109V110H162ZM170 109V108H169ZM168 109V110H169ZM194 109V108H193ZM217 109V108H216ZM222 109V108H221ZM239 108H237L236 110H238ZM246 109V110H247ZM252 109V108H251ZM254 109H255V107H254ZM253 109V110H254ZM260 109H261V107H260ZM30 110V109H29ZM245 110V111H246ZM256 110V109H255ZM261 110H263V108L261 109ZM5 111H7V110H5ZM181 111V110H180ZM210 111V110H209ZM260 111V110H259ZM156 112H158L159 113V111H156ZM162 112H164V111H162ZM160 113L161 115H163L164 113ZM173 112V111H172ZM184 112V111H183ZM225 112V111H224ZM239 112V111H238ZM237 112V113H238ZM242 112H244V111H242ZM249 112H250V110H249ZM261 112V111H260ZM19 112H17V114H18ZM23 113V112H22ZM106 113V112H105ZM166 113V115L164 114V116H166V118H167V116L168 115H170V113L169 114H167V112H165ZM252 113V112H251ZM255 113V112H254ZM16 114V115H17ZM20 114V113H19ZM25 114V113H24ZM121 114V113H120ZM123 114V113H122ZM126 114V113H125ZM172 114V116L174 115L173 113H171ZM187 114H188V112H187ZM192 114V113H191ZM191 114L189 115L188 114V116H191ZM235 115H236V113H234ZM233 114V115H234ZM248 114L249 113H247V116H248ZM253 114V113H252ZM154 115V114H153ZM179 115H181V114H179ZM183 115V114H182ZM240 116H241V114H239ZM13 116V115H12ZM21 116V115H20ZM50 116V115H49ZM152 116V115H151ZM150 116V117H151ZM164 116H162V117H164ZM188 116H186V117H188ZM250 116V118H251V115H249ZM4 117V116H3ZM10 117V116H9ZM29 117V116H28ZM171 117V115L169 116V118ZM196 117H197V115H196ZM199 117V116H198ZM235 117V116H234ZM243 117V116H242ZM260 117V119H261V116H259V114L257 113L255 116H254V118H253V121H252V119H251V122H253L252 124H254V125H258L259 124V121H257V120H259L258 118ZM154 118H156V117H154ZM215 118V117H214ZM239 118V117H238ZM244 118H245V116H244ZM247 118H249V117H246V119ZM250 118H249V120H250ZM54 119V118H53ZM148 119V118H147ZM185 119V118H184ZM187 119V118H186ZM189 119V118H188ZM197 119V118H196ZM234 119H237L236 117L234 118ZM241 119V118H240ZM5 120V119H4ZM150 120V119H149ZM159 120V119H158ZM238 120V119H237ZM248 120V119H247ZM246 120V121H247ZM152 121V120H151ZM156 121V120H155ZM160 121V120H159ZM182 121V120H181ZM242 120H240L239 122H241ZM262 121V120H261ZM9 122V121H8ZM16 122V121H15ZM161 122H163V120L161 121ZM167 122V121H166ZM191 122H192V120H191ZM190 122V124H192ZM197 122V121H196ZM200 122V121H199ZM235 122H236V120H235ZM239 122H237L236 124L237 125H239L238 123ZM3 123V122H2ZM120 123V122H119ZM151 123V122H150ZM158 123V122H157ZM244 123V122H243ZM242 123V124H243ZM261 123V122H260ZM12 124V123H11ZM154 124V123H153ZM13 125V124H12ZM17 125H18V123H17ZM16 125V126H17ZM20 125V124H19ZM130 125V124H129ZM146 125V124H145ZM260 125V124H259ZM14 126V125H13ZM105 126V125H104ZM127 126V125H126ZM148 126V125H147ZM205 126H206V124H205ZM244 126H246L245 124H244ZM247 126H249L248 125V123H247ZM250 126H252V125H250ZM249 126V127H250ZM261 126V125H260ZM5 127V126H4ZM8 127V126H7ZM6 127V128H7ZM153 127V126H152ZM155 127V126H154ZM208 127H210V126H208ZM240 127V126H239ZM241 127H242V125H241ZM255 127H257V126H255ZM259 127V126H258ZM263 127V126H262ZM261 127V128H262ZM9 128V127H8ZM7 128V129H8ZM16 128V127H15ZM14 128V129H15ZM19 128V127H18ZM104 128V127H103ZM245 128V127H244ZM248 128V127H247ZM250 128H252V127H250ZM254 128V127H253ZM252 128V129H253ZM264 128V127H263ZM14 129H13V131H14ZM21 129V128H20ZM30 129H31V127H30ZM29 129V130H30ZM48 129V128H47ZM102 129V128H101ZM100 129V130H101ZM138 129V128H137ZM136 129V130H137ZM259 129H260V127H259ZM259 129H256V130H259ZM1 130H2V128H1ZM19 130V129H18ZM27 129H25V131H26ZM28 130V131H29ZM79 130V129H78ZM256 130H255V132H256ZM23 131V130H22ZM34 131V130H33ZM110 131V130H109ZM113 131V130H112ZM114 131H116V130H114ZM113 131V132H114ZM142 131V130H141ZM155 131V130H154ZM20 131H17V133H19ZM24 132V131H23ZM22 132V133H23ZM43 132V131H42ZM97 132V131H96ZM99 132V131H98ZM100 132H103V130H101ZM99 132V133H100ZM106 132V131H105ZM129 132V131H128ZM254 132V133H255ZM259 132V131H258ZM261 132V131H260ZM263 132V131H262ZM261 132V133H262ZM2 132H0V134H1ZM4 133V132H3ZM10 133V132H9ZM16 133V134H17ZM22 133H21V135H22ZM107 133V132H106ZM120 133H121V131H120ZM135 133V132H134ZM147 133V132H146ZM229 133V132H228ZM227 133V134H228ZM260 133V134H261ZM264 133V132H263ZM11 134V133H10ZM16 134H14V135H16ZM25 134V133H24ZM27 134V133H26ZM113 134V133H112ZM111 134V135H112ZM145 134V133H144ZM214 134V133H213ZM4 135H6V134H4ZM31 135V134H30ZM37 136H38V138H40V133L39 134H36ZM36 135H34V136H36ZM217 135V134H216ZM233 135V134H232ZM3 136V135H2ZM12 136V135H11ZM43 136V135H42ZM53 136V135H52ZM220 136V135H219ZM228 136V135H227ZM234 136V135H233ZM253 137H254V135H252ZM252 136H251V138H252ZM262 136V135H261ZM264 136V135H263ZM3 137H5V136H3ZM7 137V136H6ZM54 137V136H53ZM88 137V136H87ZM96 137H97V135H96ZM147 137V136H146ZM229 137H230V135H229ZM256 137H258V134H257V136ZM18 138H20V137H18ZM26 138V137H25ZM33 138V137H32ZM48 138V137H47ZM46 138V139H47ZM89 138V137H88ZM102 138V137H101ZM129 138V137H128ZM176 138V137H175ZM221 138V137H220ZM219 138V139H220ZM226 138V137H225ZM231 138V137H230ZM244 138V137H243ZM8 139H9V137H8ZM52 139H54V138H52ZM95 139V138H94ZM105 139V138H104ZM218 139V138H217ZM223 139H224V137H223ZM222 139V140H223ZM242 139V138H241ZM260 139V138H259ZM33 140V139H32ZM31 140V141H32ZM37 140V139H36ZM50 140H51V138H50ZM97 139H95L94 141H96ZM99 140V139H98ZM225 140V139H224ZM255 140H256V138H255ZM44 141H46V142H48V140H44ZM53 141V140H52ZM88 141V140H87ZM86 141V142H87ZM173 141V140H172ZM180 141H182L181 139H180ZM216 141V140H215ZM219 141V140H218ZM217 141V142H218ZM227 141V140H226ZM229 141V140H228ZM233 141H234V139H233ZM233 141H231V144H233L232 142ZM235 141H238V139L236 140L235 139ZM253 141H254V139H253ZM258 141H261V140H258ZM264 140H262V142H263ZM1 142V141H0ZM3 142V141H2ZM1 142V143H2ZM5 142V141H4ZM38 142V141H37ZM49 142H51V141H49ZM97 142V141H96ZM100 142V141H99ZM98 142V143H99ZM103 142V141H102ZM109 142H110V140H109ZM242 142V141H241ZM240 142V143H241ZM245 142V141H244ZM248 142H249V140H248ZM255 142V141H254ZM257 142V141H256ZM31 144H32V142H30ZM91 143V142H90ZM89 143V144H90ZM108 143V142H107ZM111 143V142H110ZM125 143V142H124ZM180 143V142H179ZM193 143V142H192ZM224 143V142H223ZM222 143V144H223ZM227 144H228V142H226ZM236 143H238V142H236ZM247 142H245V144H246ZM258 143H260V142H257V144ZM2 144H4V143H2ZM6 144V143H5ZM15 144V143H14ZM17 144V143H16ZM35 144V143H34ZM50 144V143H49ZM51 144H52V142H51ZM79 144H82V143H80L79 142ZM93 144V143H92ZM92 144H90V145H92ZM149 144V143H148ZM174 144V143H173ZM230 143H229V145H231ZM234 144H235V142H234ZM239 144V143H238ZM237 144V146H239ZM242 144V143H241ZM240 144V145H241ZM251 144V143H250ZM254 144V143H253ZM253 144H252V146H253ZM263 145H264V142L262 143ZM1 145V144H0ZM21 145V144H20ZM54 145V144H53ZM86 145H88L87 143H86ZM106 145V143H102V144H95V145H92V146H88L89 148H87L86 146H83L84 148H79V150L81 149V151H79L81 154H83L84 156L85 155H88L87 154V152L85 151L86 149H89V151L90 152H95V154H96V156H97V151L99 152V150L100 149H105V146ZM133 145V144H132ZM224 145V144H223ZM223 145H222V147H223ZM226 145V144H225ZM242 145H244V144H242ZM249 145V144H248ZM248 145H246V146H248ZM27 146V145H26ZM50 146V145H49ZM79 146V145H78ZM82 146V145H81ZM111 145H109V147H110ZM114 145H112V147H113ZM119 146V145H118ZM125 146V145H124ZM195 146V145H194ZM219 146V145H218ZM228 146V145H227ZM226 146V147H227ZM233 146V145H232ZM245 146V147H246ZM258 146H260V145H258ZM257 145H256V147H258ZM0 147H2V146H0ZM13 147V146H12ZM54 147V146H53ZM86 147V148H85ZM106 147H108V145L106 146ZM115 147V146H114ZM117 147V146H116ZM144 147V146H143ZM226 147H223V148H225L226 149ZM240 147H242V146H240ZM244 147V148H245ZM255 147V148H256ZM262 147V146H261ZM260 147V148H261ZM25 148V147H24ZM46 148V147H45ZM238 148V147H237ZM243 148V147H242ZM243 148V149H244ZM252 147L250 146L249 147V149H251ZM253 148H254V146H253ZM47 149V148H46ZM96 151H95V150ZM112 148H110V150H111ZM117 149V148H116ZM120 149V148H119ZM128 149V148H127ZM203 149V148H202ZM206 149V148H205ZM220 149V148H219ZM230 149V148H229ZM229 149H228V151H229ZM231 149H232V147H231ZM230 149V150H231ZM246 149V148H245ZM263 149V148H262ZM3 150V149H2ZM6 150H8V149H6L5 148V151H4V153L5 154H9V152L11 151V150H8V151H6ZM45 150V149H44ZM105 150H107V153H108V149H105ZM109 150V152H111V154L114 152H112V151H110ZM115 150V149H114ZM125 150V149H124ZM124 150H122V151H124ZM147 150V149H146ZM232 150H234V149H232ZM236 150V149H235ZM239 150H241V149H239ZM254 150V149H253ZM259 150H261V149H259ZM26 151V150H25ZM88 151V150H87ZM121 151V152H122ZM137 151V150H136ZM157 151V150H156ZM238 150H236V152H237ZM252 151V150H251ZM257 151V150H256ZM262 151V150H261ZM7 152V153H6ZM76 152V151H75ZM105 152V151H104ZM118 152H120V151H118ZM117 152V153H118ZM127 152V151H126ZM132 152H134V151H132ZM143 152V151H142ZM219 152V151H218ZM221 152V151H220ZM223 153H224V151H222ZM225 152H226V150H225ZM239 152V151H238ZM242 152H244V151H242ZM248 152V151H247ZM11 153H12V151H11ZM26 153V152H25ZM48 153V152H47ZM54 153V152H53ZM101 153H103V152H101ZM117 153H115V154H117ZM235 153V152H234ZM246 153V152H245ZM252 153V152H251ZM259 153V152H258ZM257 153V154H258ZM264 153V152H263ZM1 154V153H0ZM4 154V155H5ZM79 154V153H78ZM99 154V153H98ZM105 154V153H104ZM118 154H120V153H118ZM122 154H123V152H122ZM121 154V155H122ZM127 154V153H126ZM140 154H142V153H140ZM153 154V153H152ZM229 154H232V152L230 153L229 152ZM241 154V153H240ZM248 154V153H247ZM255 154V153H254ZM3 155V156H4ZM38 155V154H37ZM41 155V154H40ZM100 155V154H99ZM102 155V154H101ZM108 155V154H107ZM129 155V154H128ZM127 155V156H128ZM147 155V154H146ZM173 155V154H172ZM219 155V154H218ZM217 155V156H218ZM233 155V154H232ZM239 155V154H238ZM237 155V156H238ZM242 155V154H241ZM240 155V156H241ZM243 155H244V153H243ZM249 155V154H248ZM261 155H262V153H261ZM264 155V154H263ZM1 156V155H0ZM77 156H79V155H77ZM81 156V155H80ZM83 156V157H84ZM91 156H92V154H91ZM91 156H90V158H91ZM104 156V155H103ZM109 156V155H108ZM123 156V155H122ZM138 156V155H137ZM140 157H142V159H144L145 157L143 156V154L142 155H139ZM138 156V157H139ZM219 156H221V158H224V157H222V154L221 155H219ZM218 156V157H219ZM234 156V155H233ZM245 156V155H244ZM252 156V155H251ZM255 156V155H254ZM258 157L260 156L259 154L257 155ZM100 157V156H99ZM107 157V156H106ZM119 157H121L120 155H119ZM125 157V156H124ZM157 157V156H156ZM230 158H231V155L229 156ZM229 157H228V159H229ZM236 157V156H235ZM239 157V156H238ZM249 157V156H248ZM256 157V156H255ZM75 158V157H74ZM77 158V157H76ZM75 158V159H76ZM80 158V157H79ZM110 158V157H109ZM117 158V157H116ZM122 158V157H121ZM128 158V157H127ZM212 158H213V156H212ZM220 158V159H221ZM241 158V157H240ZM263 158V157H262ZM30 159H34V158H30ZM78 159V158H77ZM103 159V158H102ZM105 159V158H104ZM107 159V158H106ZM122 159H124V158H122ZM121 159V160H122ZM125 159H126V157H125ZM131 159H132V157H131ZM232 159V162H233V158H231ZM239 159V158H238ZM242 159V158H241ZM240 159V160H241ZM246 159H248L247 157H246ZM250 159V158H249ZM258 158H256V160H257ZM261 159V158H260ZM264 159V158H263ZM26 160V159H25ZM28 160V159H27ZM38 160V159H37ZM73 160V159H72ZM86 160V159H85ZM95 160V159H94ZM150 160V159H149ZM178 160V159H177ZM226 160V159H225ZM243 160H244V158H243ZM256 160L254 159V161L256 162ZM262 160V159H261ZM22 161V160H21ZM90 161V160H89ZM103 161V160H102ZM120 161V160H119ZM124 161V160H123ZM131 161V160H130ZM151 161V160H150ZM220 161V163H222L221 162V160H219ZM242 161V160H241ZM248 161H250V160H248ZM247 161V163H246V169L249 171V172H251V173H253V174H251L252 175V177L253 176H264V171H263V169H262V171L263 172H260L261 170H258L256 167L257 166H255V165H252V164H254V162H252V164H251V162L249 163ZM251 161H253V160H251ZM259 161V160H258ZM264 161V160H263ZM263 161L261 162L260 161V164H264L263 163ZM80 162V161H79ZM154 162V161H153ZM175 162V161H174ZM193 163H194V161H192ZM201 162V161H200ZM208 162V161H207ZM230 162V161H229ZM236 162V161H235ZM105 163H108V161L107 162H105ZM124 163H127V162H124ZM134 163H135V161H134ZM197 163V162H196ZM195 163V164H196ZM206 163V162H205ZM218 163V162H217ZM224 163V162H223ZM241 162H239V164H240ZM242 163H244L243 161H242ZM2 164V163H1ZM72 164V163H71ZM80 164V163H79ZM104 164V163H103ZM128 164H129V162H128ZM139 164V163H138ZM154 164V163H153ZM152 164V165H153ZM226 164V163H225ZM224 164V166L226 167L227 165H225ZM232 164V163H231ZM231 164H228V166L230 165V166H232ZM234 164V163H233ZM239 164H238V166H239ZM257 164H259V163H257ZM260 164L258 165V166H260ZM110 165V164H109ZM108 165V166H109ZM176 165V164H175ZM197 165V164H196ZM220 165V164H219ZM223 165V164H222ZM2 166V165H1ZM82 166V165H81ZM114 166H116V165H114ZM113 166V167H114ZM131 166H132V169H133V164H131ZM181 166V165H180ZM228 166H227V168H228ZM234 166V165H233ZM229 167V170H227V171H225V170H222L221 172H220V174H225V175H223V176H220V178H218V177H216L215 176V178H217L215 181H213V182H210L211 183V185L212 186H214V187H217L216 189L218 190L219 189V187H220V185H222L224 182H226L227 181V179H230V176H232L233 175V168L234 167ZM236 166H237V164H236ZM237 166V167H238ZM111 167V166H110ZM117 167V166H116ZM137 168H139L138 167V165L136 166ZM136 167H134V168H136ZM196 167V166H195ZM206 167V166H205ZM208 167V166H207ZM223 167V166H222ZM221 167V168H222ZM240 167V166H239ZM263 167V166H262ZM17 168V167H16ZM80 168V167H79ZM78 168V169H79ZM112 168V167H111ZM122 167H119V168H117V170H120ZM125 168V167H124ZM236 168V167H235ZM243 167H242V165H241V169H242ZM264 168V167H263ZM12 169V168H11ZM75 169V168H74ZM81 169V168H80ZM107 169V168H106ZM115 169V168H114ZM126 169H127V171H129V170H131L130 169V166L128 167H126ZM129 169V170H128ZM204 169V168H203ZM223 169H224V167H223ZM15 170V169H14ZM16 170H18V169H16ZM37 170H39V169H37ZM73 170V169H72ZM83 170V169H82ZM111 170H113V169H111ZM116 170V169H115ZM134 170V169H133ZM246 170V171H247ZM40 171V170H39ZM39 171H35V173L36 174H38L39 173ZM83 171H85V170H83ZM90 171V170H89ZM94 171H95V169H94ZM107 171H109V170H107ZM107 171H106V174H107ZM114 171V170H113ZM143 171V170H142ZM151 171V170H150ZM194 171H196V170H194ZM203 171V170H202ZM234 171H235V169H234ZM244 171H245V169H244ZM12 172V171H11ZM15 172V171H14ZM18 172V171H17ZM16 172V173H17ZM77 173H78V171H76ZM75 172V173H76ZM81 172V171H80ZM98 172V171H97ZM124 172V171H123ZM132 172V171H131ZM135 172H136V170H135ZM140 172V171H139ZM217 172H219V170L217 171ZM228 172V174H226ZM243 172V171H242ZM248 172V173H249ZM8 173V172H7ZM13 173V172H12ZM21 173V172H20ZM73 173V172H72ZM74 173V174H75ZM76 173V177L78 178L77 180L78 181H76V180H72L73 182V184H72V186H75V189L73 190V193H72V197L71 198H67V196H66V186L65 185H61L60 187L59 186H57L56 188L55 187H53L55 190H53L52 189V191H44L43 190V192H39V190H38V192H37V194H36V192H35V194L36 195H34V196H32L33 198H32V200L31 201H28V203H25V201L24 202H22L23 200H21V194H19L18 196H17V193L16 192H14L13 190H9V191H5V193L3 194V195H0V213H2L3 215H5V217H3V218H0V264H63V260L65 259V258H68V259H71V260H73V263L74 264H182V262H181V260L180 259H183V260H185L186 262L188 261V262H190V261H192L193 262V264H219V262H220V260L218 261L215 257L217 256L218 258H219V256L220 257H222V259H224L223 261L221 260V262H220V264H253L254 262L253 261H258V259L260 258V257H263L264 256V238H262L261 240H259V239H254L253 237H252V235H254L255 236V234L256 233H258V232H261L262 230L264 231V229H262V228H264V219H262V221H263V223H259V221L258 220H256V223H259V225H258V227H256V228H249V229H247V227H244V226H241L239 223L240 222H242V219L240 220V222H239V219L237 218V216L236 217H234L233 215H234V213H231L230 214V216H227L228 217V219H227V221H226V225H224V227L222 228V230L220 231V232H216L215 231V228H216V230H219V229H217V226H218V221H219V223H220V220H215V219H213L212 217L211 218H205L206 219V221L205 222H207V223H205L207 226H209V227H213L214 228V231L216 232V233H214L213 231L212 232H208L207 231V229L205 230L206 232H204V230L203 231H201L200 229H199V225H194V224H196V223H192L194 226H189V224H187L186 225V223L185 224H183V225H181V224H175V223H172L171 222V225L169 224L170 222H166L165 221V223H161V224H156L157 222H158V220L159 219H162L163 218V216L165 217V216H168L169 214H171L173 211H174V208H173V210L171 209L170 210V208H169V210L167 209V206H166V208L165 209H163V211H157L158 213H156V211L154 212L153 211V209H157L158 207H153V209L151 210V208H150V210L148 209V210H145L144 209V207L143 208H141V207H138V208H135L134 209V211H129L128 209H124L122 206V208H117L118 210L116 211V212H114L115 210H112L113 211V213H109L108 211H107V209H106V204L108 205V203H109V201H107L108 199H110V197L112 196V194L116 191L115 189H112V188H110V186H109V188H108V190H104V189H102V190H99L98 188H96V187H92V185L90 186V182H91V179H90V182L87 184V185H81L80 184V182H82L80 179H79V177L77 176V175H82V176H86L88 173H86V171H85V173L86 174H80V173H78L77 174ZM94 173V172H93ZM101 173V172H100ZM103 173V172H102ZM101 173V174H102ZM126 173V172H125ZM128 173V172H127ZM137 173V172H136ZM141 173V172H140ZM191 173V172H190ZM197 173V172H196ZM236 173V172H235ZM244 173V172H243ZM245 173H247V172H245ZM244 173V175H246ZM260 173V174H259ZM32 174V173H31ZM118 174V173H117ZM116 174V175H117ZM131 175H133L132 173H130ZM139 174V173H138ZM184 174V173H183ZM200 174V173H199ZM217 174H219V173H217ZM237 174V173H236ZM71 175V174H70ZM114 175V174H113ZM115 175V176H116ZM122 175V174H121ZM129 175V174H128ZM151 175V174H150ZM171 175V174H170ZM241 175V174H240ZM244 175H242L241 177H243ZM250 174H248L247 176H249ZM18 176H19V174H18ZM72 176H73V174H72ZM74 176V177H75ZM88 176V175H87ZM95 176H97V175H95ZM101 176V175H100ZM123 176H125V175H123ZM3 177V176H2ZM23 177V176H22ZM21 177V178H22ZM35 177V176H34ZM68 177V176H67ZM75 177V178H76ZM127 177V176H126ZM147 177V176H146ZM198 177V176H197ZM232 177H234V176H232ZM255 177H253L254 179H256ZM16 178V177H15ZM14 178V179H15ZM83 178V177H82ZM88 178V177H87ZM106 178V177H105ZM104 178V179H105ZM110 178V177H109ZM108 178V179H109ZM117 178V177H116ZM130 178V177H129ZM134 178V177H133ZM136 178V177H135ZM139 178H141V177H139ZM152 178V177H151ZM165 178V177H164ZM235 178H237V177H235ZM234 178V179H235ZM239 178H240V176H239ZM246 178V177H245ZM248 178V177H247ZM251 178V177H250ZM259 178V177H258ZM257 178V179H258ZM261 178H264V177H261ZM13 179V180H14ZM36 179V178H35ZM39 179V178H38ZM68 179H69V177H68ZM107 179V178H106ZM148 179V178H147ZM204 179V178H203ZM238 179V178H237ZM254 179H252V181L254 180ZM256 179V180H257ZM4 180V179H3ZM16 180H18V179H16ZM30 180V179H29ZM37 180V179H36ZM35 180V181H36ZM56 180H58V179H55V181ZM86 180V179H85ZM93 180H96V179H93ZM122 180V179H121ZM134 180V179H133ZM138 180V179H137ZM146 180V179H145ZM165 180H167V178L165 179ZM210 180V179H209ZM213 180V179H212ZM246 180V179H245ZM251 180V179H250ZM19 181V180H18ZM21 181V180H20ZM71 181V180H70ZM104 181V180H103ZM135 181V180H134ZM139 181V180H138ZM143 181V180H142ZM148 181V180H147ZM147 181H145V182H147ZM164 181V180H163ZM190 181V180H189ZM238 181V180H237ZM255 181V180H254ZM27 182L28 181H26L25 183H26V185H27ZM36 182H38V181H36ZM69 182V181H68ZM86 181H84V183H85ZM87 182H88V180H87ZM95 182V181H94ZM102 182V181H101ZM108 182H110V181H108ZM140 182V181H139ZM162 182V181H161ZM165 182V181H164ZM209 182V181H208ZM231 182H232V180H231ZM239 182V181H238ZM238 182H236L235 184H237ZM242 182V181H241ZM244 182V181H243ZM243 182H242V185H244L245 184V182H244V184H243ZM249 182V181H248ZM251 182V181H250ZM249 182V183H250ZM257 182V181H256ZM258 182H259V180H258ZM261 182H263V181H261ZM1 183V182H0ZM4 183V182H3ZM30 183V182H29ZM28 183V184H29ZM34 183V182H33ZM44 183V182H43ZM83 183V184H84ZM93 183V182H92ZM128 183H129V181H128ZM197 183V182H196ZM195 183V184H196ZM252 183V182H251ZM255 183V182H254ZM95 184V183H94ZM122 184V183H121ZM132 184V183H131ZM161 184V186H163L162 185V183H160ZM178 184V183H177ZM185 184V183H184ZM208 184V183H207ZM231 184V183H230ZM230 184H228L229 186H231ZM234 184V186H237V185H235ZM240 184V183H239ZM238 184V185H239ZM257 184V183H256ZM4 184H2V186H3ZM19 185V184H18ZM34 185V184H33ZM32 184H31V186H33ZM39 185H40V183H39ZM133 185V184H132ZM156 185V184H155ZM188 185V184H187ZM192 185V184H191ZM209 185V184H208ZM227 185V186H228ZM242 185H241V187H242ZM250 185V184H249ZM249 185H248V187H249ZM261 185H262V183H261ZM2 186H0V189L2 190ZM8 186V185H7ZM68 186H70V185H68ZM103 186V185H102ZM142 186V185H141ZM157 186V185H156ZM167 186V185H166ZM212 186H210V188L212 187ZM223 186V185H222ZM225 186V185H224ZM233 186V187H234ZM247 186V185H246ZM255 186V185H254ZM254 186L252 187L251 185H250V187H252V188H254ZM5 187V186H4ZM30 187V186H29ZM34 187V186H33ZM36 187V186H35ZM42 187H43V184H42ZM145 187V186H144ZM164 187H165V185H164ZM195 187V186H194ZM208 186L206 185V188H207ZM226 187V186H225ZM245 187V186H244ZM257 188L259 187V186H256ZM12 188V187H11ZM41 189V186L40 187H38L37 189ZM70 188H73V187H70ZM100 189H101V187H99ZM107 188V187H106ZM116 188V187H115ZM132 188V187H131ZM134 188V187H133ZM139 188V187H138ZM152 188V187H151ZM155 188V187H154ZM198 188V187H197ZM205 188V189H206ZM213 188V187H212ZM232 188V187H231ZM236 189H237V187H235ZM239 188H240V186H239ZM243 188V187H242ZM261 188V187H260ZM264 188V187H263ZM262 188V189H263ZM10 189V188H9ZM31 189V188H30ZM36 189V190H37ZM44 189V188H43ZM51 189V188H50ZM149 189V188H148ZM161 189V188H160ZM196 189V188H195ZM216 189H214V190H216ZM225 189V188H224ZM241 189V188H240ZM244 190H246V187L245 188H243ZM261 189V190H262ZM32 190V189H31ZM34 190V189H33ZM32 190V191H33ZM45 190H47V189H45ZM122 190V189H121ZM125 190V189H124ZM152 190V189H151ZM187 190V189H186ZM190 191H191V189H189ZM194 190V189H193ZM198 190V189H197ZM196 190V191H197ZM204 190V189H203ZM216 190V191H217ZM235 190V189H234ZM239 190V189H238ZM249 190H250V188H249ZM258 190V189H257ZM70 191V190H69ZM68 191V192H69ZM103 191H105V194H106V196H103ZM120 191V190H119ZM164 191V190H163ZM205 191H208L209 192V197L211 198H209V200H212V201H214L213 199H220V198H224V197H227V198H225V199H227L226 201H230V203H231V201H232V199H235L236 201H237V199L236 198H234V197H232L231 195L233 194V196H234V193L233 192H231L230 191V188H229V191H230V193H225V192H227L226 190H224V192H223V189H222V191H220V193H219V191H217L219 194H221L222 195V197H218V196H216V192L214 193L212 190H205ZM236 191V190H235ZM234 191V192H235ZM259 191H260V189H259ZM264 190H262V192H263ZM10 192V193H9ZM129 192V191H128ZM160 192V191H159ZM238 192V191H237ZM242 192H243V190H242ZM251 192V191H250ZM255 192H256V190H255ZM2 193V192H1ZM0 193V194H1ZM12 193V194H11ZM32 193H34V191L32 192ZM31 192H30V194L31 195H33ZM124 193V192H123ZM168 193V192H167ZM205 193V192H204ZM203 193V194H204ZM247 193V191H245V195H247L246 194ZM252 193V192H251ZM256 193H258V192H256ZM260 193V192H259ZM259 193H258V195H259ZM27 194H29L28 192H27ZM27 194H25V195H27ZM117 194V193H116ZM129 194V193H128ZM133 194V193H132ZM236 194V193H235ZM239 194H243V193H239ZM262 194V193H261ZM70 194H68V196H69ZM126 195V194H125ZM187 195V194H186ZM191 195V194H190ZM199 195V194H198ZM206 195L208 196V194L206 193ZM206 195H204V196H206ZM257 195V194H256ZM22 196H24V194L22 195ZM132 196V195H131ZM156 196V195H155ZM175 196H177V195H175ZM194 196V195H193ZM253 196H255L254 194H253ZM252 196V197H253ZM260 196H263L264 197V195H260ZM17 197V199H14V198H16ZM25 197V196H24ZM28 197V196H27ZM122 197V196H121ZM121 197H120V199H121ZM123 197H125V196H123ZM157 197H158V195H157ZM229 197L231 198L232 197V199H229ZM236 197H237V195H236ZM239 197H241V196H239ZM248 197H250L249 195H248ZM257 196H255V197H253V198H256ZM30 198L31 197H29V200H30ZM107 198V199H106ZM113 198V197H112ZM112 198H111V200H112ZM119 198V197H118ZM151 198V197H150ZM150 198H144V199H150ZM156 198V197H155ZM163 198V197H162ZM201 198H203V197H201ZM208 198V197H207ZM206 198V199H207ZM244 198V197H243ZM243 198H241V199H243ZM246 198V197H245ZM262 198V197H261ZM260 198V199H261ZM23 199V198H22ZM124 199V198H123ZM123 199H121V200H123ZM135 199V198H134ZM160 199V198H159ZM259 199V198H258ZM158 200V199H157ZM208 200V199H207ZM244 200H246V199H244ZM249 200V199H248ZM255 200V199H254ZM263 200V201H262ZM262 200L260 201V203L262 204V205H260V204H256L257 202H259V201H255V203H251V204H249V203H243V202H239V203H236L235 204V202H234V200H233V202H234V205H237L238 204V208H237V210L235 211V212H239V210H240V213H241V211H243V213L245 214V216H244V218H246L247 217V219H248V217H250V219H251V216H253V218H254V215H248L247 216V213H249V214H253V210H254V212L256 211L257 212V210H259V209H257L258 208V206H261V208L260 209H264V198H262ZM113 201H115L114 199H113ZM116 201H118V200H116ZM124 201V200H123ZM130 201V199L128 200V202ZM134 201V200H133ZM143 201V200H142ZM142 201H140V202H138V204H140V205H147L148 204V202H147V204H145L144 202H142ZM151 201V200H150ZM153 201V200H152ZM151 201V202H152ZM155 201V200H154ZM206 201V200H205ZM220 201V200H219ZM219 201H217L218 202V204H219ZM225 201V200H224ZM226 201H225V203H226ZM247 201V200H246ZM251 201V200H250ZM127 201L125 200V203H126ZM127 202V203H128ZM132 202V201H131ZM137 201H135V203H136ZM150 202V203H151ZM158 201H156V203H157ZM174 202V201H173ZM208 202V201H207ZM206 202V203H207ZM249 202V201H248ZM252 202H253V200H252ZM114 203V202H113ZM130 203V202H129ZM179 203V202H178ZM215 203V202H214ZM228 203V202H227ZM226 203V204H227ZM118 204V203H117ZM132 204V203H131ZM131 204H130V207H131ZM152 204H154V203H152ZM164 205V204H166V203H158V206H160V205ZM169 204V203H168ZM173 204V203H172ZM233 204V203H232ZM231 204V205H232ZM113 204L111 203V206H112ZM155 205V204H154ZM163 205L161 206V207H163ZM182 205V204H181ZM214 205V204H213ZM221 205H222V203H221ZM231 205L229 206V205H224L225 207H226V209H227V206H229V208L231 207ZM39 206H43L42 208H39ZM113 206H115V205H113ZM117 206V205H116ZM120 206V205H119ZM124 206V205H123ZM156 206H157V204H156ZM165 206V205H164ZM215 206V205H214ZM213 206V207H214ZM110 207V206H109ZM126 207H128V206H125V208ZM130 207H129V209H130ZM175 207V206H174ZM185 207V206H184ZM190 207H191V205H190ZM206 207V206H205ZM225 207H224V209H225ZM234 207V206H233ZM243 207H246L245 209H243ZM176 208H177V206H176ZM183 208V207H182ZM207 208V207H206ZM220 208V207H219ZM250 208H255V209H257V210H255V209H253L252 210V213L251 212H248V210H250L251 211V209ZM112 209H114V208H112ZM116 209V208H115ZM236 209V208H235ZM235 209H233V210H235ZM109 210V209H108ZM110 210H111V207H110ZM130 210H132V209H130ZM181 210V209H180ZM187 210V209H186ZM203 210V209H202ZM216 210V209H215ZM214 210V211H215ZM232 210V209H231ZM124 211V212H123ZM260 211V210H259ZM232 212V211H231ZM254 213V214H257V213ZM174 213V212H173ZM209 213V212H208ZM215 214L217 213V214H219V212H214ZM242 213V214H243ZM105 215V219H103V216ZM176 214V213H175ZM197 214H199V213H197ZM203 214V213H202ZM214 214V215H215ZM262 214V212L260 211V214L258 213V215H261ZM1 215V214H0ZM183 215V214H182ZM193 215V214H192ZM212 215V214H211ZM228 215V214H227ZM237 215V214H236ZM258 215L256 216V217H258ZM101 216H102V218H101ZM129 216H130V218H129ZM140 217V218H142V219H144V221H146V219H149V221H147L148 223H146V222H142V223H140V222H138V217ZM173 216H174V214H173ZM201 216H203V215H201ZM218 216V215H217ZM219 216H220V214H219ZM7 217H9V218H14L13 220H15L14 221V224H16L17 223V225H18V223L19 222H22V225L24 224L25 226H23L22 228H24V230L25 231H17V232H15V230H14V232L13 233H11V232H7L6 230L4 231L2 228L4 227V225H5V223H7V222H5V218H7ZM137 217V218H136ZM158 217H160V218H158ZM162 217V218H161ZM169 217V216H168ZM172 217V216H171ZM189 217V216H188ZM187 217V218H188ZM209 217H210V215H209ZM242 217V216H241ZM263 217V216H262ZM198 218V217H197ZM218 218V217H217ZM220 218H221V216H220ZM224 218V217H223ZM235 218H237L238 219V221H236V219ZM2 219V220H1ZM11 219V220H12ZM141 219V220H142ZM165 219V218H164ZM172 219V218H171ZM171 219H170V221H171ZM192 219V218H191ZM196 219V218H195ZM202 219V218H201ZM200 218H199V220H201ZM204 219V218H203ZM226 219V218H225ZM257 219H259V217L257 218ZM67 220V222L68 223H66V225H65V221ZM198 220V219H197ZM252 220V219H251ZM188 221H189V219H188ZM224 222H225V220H223ZM222 221V222H223ZM244 221V220H243ZM250 221V220H249ZM258 221V222H257ZM13 222V221H12ZM11 222V223H12ZM197 222H199V221H197ZM221 222V223H222ZM223 222V223H224ZM9 223H10V221H9ZM9 223H7V224H9ZM180 223H182V222H180ZM188 223V222H187ZM191 223V222H190ZM244 223V222H243ZM254 223V222H253ZM13 224V225H14ZM20 224V223H19ZM203 224V223H202ZM202 224H200V225H202ZM209 224V225H208ZM212 226H211V225ZM225 224V223H224ZM234 224V225H233ZM246 224V223H245ZM244 224V225H245ZM21 225V224H20ZM19 225V226H20ZM236 225H237V227L238 226H240L242 229L240 230V228L237 230V232L235 231V227H236ZM251 225V224H250ZM252 225H254V224H252ZM256 225V226H257ZM7 226V225H6ZM15 226V225H14ZM13 226V227H14ZM198 226V227H197ZM221 226H223L222 224H221ZM17 227V226H16ZM87 227H90V230L88 231L87 230V232H84V230H85V228H87ZM147 227H151V228H153V229H151L152 231L151 232H147L146 231V228ZM208 227V228H209ZM218 227H220V226H218ZM259 227H262L261 229L259 228ZM5 228V227H4ZM15 228V227H14ZM19 228V227H18ZM17 229V228H16ZM88 229V228H87ZM105 229H107L106 231H103V230H105ZM204 229V228H203ZM210 229V228H209ZM18 230V229H17ZM13 231V230H12ZM203 232L205 233V235L203 234ZM144 233V234H143ZM238 233H240L239 235H238ZM25 234V235H24ZM104 234H109V236L111 237L112 235H115L114 237H111L110 239H108V240H104V237H103V235ZM142 234V235H141ZM262 234H264V232L263 233H261V237H262ZM149 235L151 236V237H149ZM245 235H249L250 237H249V240H245V242H243L242 240V242L241 241H237V239L238 238H240V236L241 237H246V238H248L247 236H245ZM28 236V237H27ZM116 236H118L117 238H115ZM205 236V237H204ZM260 237V236H259ZM260 237V238H261ZM263 237H264V235H263ZM30 238V239H29ZM108 238V237H107ZM133 238L135 239L136 238V240H137V238L139 239L138 241H141V243H139V244H135V243H137L138 241H136V242H134L133 241ZM153 238V239H152ZM255 238H258V237H255ZM143 239V240H142ZM162 239V240H161ZM234 240H235V242H234ZM160 241H162V242H160ZM183 241V242H182ZM253 241V242H252ZM76 242V243H75ZM81 242L82 243H84L85 244V246H84V248H83V250H82V252H81V250H80V252H78V253H74L76 250V248H74L75 246H77V244H78V246H79V244L81 245ZM134 242V243H133ZM178 244H176V243ZM204 242V243H203ZM239 243V245H238V248H236L237 247V243ZM252 242V243H251ZM74 243H75V245H74ZM143 243V244H142ZM162 243V244H161ZM246 243V244H245ZM236 244V247L234 246ZM244 245H245V247H247L246 249H242L241 251H240V253L241 252H243L244 254H246V256H244V257H241V256H239V257H237V254L235 255V254H230V252H229V249H234V251H236L237 249H238V251H239V247H242V248H245L244 247ZM247 245V246H246ZM164 246V247H163ZM90 247L91 248H93V249H95V248H99L100 249V251H99V253H97L96 255L94 254V252H93V250L91 249L90 250ZM170 247H174V249L173 250H171L170 249ZM166 248V249H165ZM203 248H204V252L203 253H201L202 252V250H203ZM99 249H97V250H99ZM202 249V250H201ZM236 249V250H235ZM103 250V251H102ZM91 251V252H90ZM114 252V254H116L117 255V258H115V256H112V253ZM213 251V252H212ZM112 252V253H111ZM116 252V253H115ZM96 253V252H95ZM111 253V254H110ZM242 253V254H243ZM94 254V255H93ZM78 255V256H77ZM173 256H174V258H173ZM237 258H236V257ZM114 257V258H113ZM241 257V258H240ZM258 258V259H257ZM66 260V259H65ZM226 260V261H225ZM70 260H68V262H69ZM261 261V260H260ZM67 262V261H66ZM184 262V261H183ZM195 262V263H194ZM191 263V262H190ZM258 263V262H257ZM259 263H262V262H259ZM186 264V263H185ZM189 264V263H188Z\"/></svg>", "mask_w": 264, "mask_h": 264}]
</instances>
